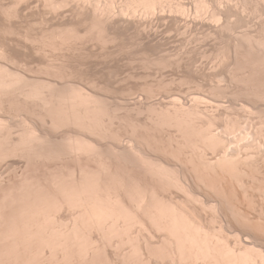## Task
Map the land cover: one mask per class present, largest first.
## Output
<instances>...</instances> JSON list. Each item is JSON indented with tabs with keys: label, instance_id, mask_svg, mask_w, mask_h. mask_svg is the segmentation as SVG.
Returning a JSON list of instances; mask_svg holds the SVG:
<instances>
[{
	"label": "bare ground",
	"instance_id": "obj_1",
	"mask_svg": "<svg viewBox=\"0 0 264 264\" xmlns=\"http://www.w3.org/2000/svg\"><path fill=\"white\" fill-rule=\"evenodd\" d=\"M3 1V0H2ZM16 1V2H15ZM13 1L15 4L17 2H22L24 3V7L21 8V10H19L18 12H15V10H13L14 12H10V11H6V8L4 9L5 15L3 18V16H1L3 14V10H2V14L0 15V28H4V30L6 31V36L1 37L0 36V57L7 60V62L13 63V64H17L19 66V64H25L27 65L28 62L27 60H29L30 62L33 63H37L39 60L41 61L43 59L42 56L40 55H44V53H46L45 51H43V49L45 50V47H41V48H32L30 46V42H24L20 43L21 40H17L15 38H12L11 36L14 34H17L18 31H16L17 33H15V30L17 27V24H19L20 26V19L22 16H26V18L28 17V15L31 14L35 11L40 12V14L42 16H44L45 20L50 22L51 24H54L56 27L55 31L57 30V34L52 36V39L50 41H54L57 40L56 42L54 41V43H50L49 45L52 46V48H54L55 53L56 51H59L61 53L60 59L58 64H61V66H67L71 61L72 57L71 54H76V52H83L86 57L89 59L92 58L90 56H93L94 58L92 62L88 61L89 59H86L83 61L84 62H88L89 64L87 66H84L85 64L82 63H78V67L76 65V69H79L80 67L82 68L83 66V70L79 69L81 71H84L83 73H81L82 75H84L85 77H87L90 80L93 81V83H89V81H86V84L91 87H95L94 92H96V88L99 89L97 91H102V89H105L106 86L108 87H113V84L110 86L108 85V80L111 78L109 77L108 79V73L109 72H113L112 69L116 66L119 65L118 60H113V56L115 54V52L119 49H121L122 47L120 46L121 41L123 40V43L127 44V41H130V45L128 46L129 51L130 48L133 49L134 51L137 52L138 55H142V56H150L152 53L155 54H159V52L161 53L160 50L157 45L153 46L152 42H156L159 41L161 38L163 40H166V42H170L172 40V42L178 38L181 42V45L179 46L180 49L176 48V50L178 51L177 53L171 54L172 52L169 51H165V48L170 49L169 47H162L164 48V55L167 56V58H170L169 60L172 62L170 63V65L173 64H177L181 61L180 57L184 58L183 55L186 53V51L184 50V47H188L190 44V41L192 38H190V35L188 34H192L190 33L191 31H193V29L196 30L197 33V29L200 31L202 30L203 32H207L205 35L207 36H211L213 38L219 39L221 40L222 37H224L223 35H229L228 37L230 39H233V47H234V54H235V58L232 57L231 59H235V61H237L238 63L241 61H244L243 64H245L247 67L249 66L252 73H257L259 74L264 72V40L263 39H255L254 36L251 35L249 28H252V24H251V19L252 18H258V23L260 21H262L263 15H264V0H15ZM1 2V0H0ZM2 3V2H1ZM13 3V4H14ZM21 3V4H22ZM19 4V3H18ZM3 5V3H2ZM22 6V5H21ZM3 7V6H1ZM0 7V10L2 9ZM15 7V5H14ZM13 7V8H14ZM17 9L19 8L18 6H16ZM4 8V7H3ZM10 9V8H8ZM36 9V10H33ZM40 10V11H38ZM1 13V11H0ZM39 14V15H40ZM38 15V16H39ZM40 15V17H41ZM33 16V14H32ZM35 16V15H34ZM36 17V16H35ZM32 18V17H31ZM34 18V17H33ZM43 20V17H41ZM261 20H260V19ZM25 19V17L23 18ZM21 19V20H23ZM32 20V19H31ZM41 20V19H40ZM45 21V22H46ZM247 21V24H245V27L247 25H252V26H247L246 27V31L240 33V29H238L239 33H236L235 30L237 29V26L239 24L243 25V22L245 23ZM263 22V21H262ZM41 23V22H40ZM44 23V21H43ZM254 23V22H253ZM257 23V22H256ZM261 23V22H260ZM259 23V25H261ZM36 24V23H34ZM34 24L32 26H34ZM47 25V24H46ZM240 25V26H241ZM258 25V24H257ZM258 25V26H259ZM37 26V25H36ZM40 26V25H39ZM43 26V25H42ZM45 26V24H44ZM238 26V27H240ZM244 26V25H243ZM255 29H259L260 27L256 28V25L254 23ZM263 26V25H262ZM21 27H22V23H21ZM35 28V26H34ZM38 28V26H37ZM83 28H87L86 31H88L87 34L93 33V32H97V36H93L90 38H87L86 33H82ZM263 28V27H261ZM20 29V28H19ZM24 29V28H23ZM26 29V28H25ZM29 29V28H28ZM44 29V28H43ZM257 29V30H258ZM51 30V29H50ZM195 30L193 31V33L195 32ZM1 31V30H0ZM26 31V30H25ZM42 31V30H40ZM39 31V33H40ZM45 31V30H44ZM48 31V29H47ZM249 31V32H248ZM33 32V31H32ZM54 32V33H55ZM85 32V31H84ZM201 32V31H200ZM255 31H253L254 33ZM24 33V32H22ZM51 33V32H50ZM53 33V32H52ZM51 33V34H52ZM256 33V32H255ZM259 33V32H258ZM33 34V33H31ZM45 34V32H44ZM47 34V33H46ZM1 35V34H0ZM9 35V36H8ZM26 35V34H24ZM95 35V34H94ZM193 35V34H192ZM199 35V34H198ZM42 36V34H41ZM45 36V35H44ZM48 36V34H47ZM50 36V35H49ZM262 36V35H260ZM14 37V36H13ZM23 37V36H22ZM19 37V38H22ZM28 37V36H27ZM46 37V36H45ZM89 37V36H88ZM257 37V36H256ZM25 38V37H24ZM30 38V37H29ZM37 38V37H36ZM51 38V37H50ZM196 38V37H195ZM194 38V39H195ZM228 38V39H229ZM25 41H28L27 38H25ZM43 39V37H42ZM41 39V40H42ZM125 39H128L127 41H125ZM182 39V40H181ZM206 39V38H205ZM210 39V37H209ZM208 39V40H209ZM226 39V37H225ZM230 39L228 41H230ZM44 40V39H43ZM49 40V39H48ZM162 40V41H163ZM177 40V39H176ZM204 40V39H203ZM33 41V40H32ZM37 41V40H36ZM35 41V42H36ZM128 41V43H129ZM194 41V40H193ZM205 42L207 40H204ZM210 41V40H209ZM217 41V40H216ZM224 41V38H223ZM22 42V41H21ZM164 42V41H163ZM165 42V44H166ZM218 42V41H217ZM39 43V41L37 42ZM46 43V42H43ZM122 43V44H123ZM157 43V42H156ZM155 43V44H156ZM174 43H176L174 41ZM174 43H170L173 45ZM192 43V42H191ZM29 44V45H28ZM41 44V43H40ZM47 44V43H46ZM125 44V45H126ZM158 44V43H157ZM169 44V43H167ZM228 44V43H227ZM232 44V43H231ZM36 45V44H35ZM124 45V44H123ZM164 45V44H163ZM162 45V46H163ZM179 45V44H178ZM197 45V44H196ZM39 46V45H38ZM48 46V45H47ZM247 48V53H242L240 50L243 49V47ZM34 47H37L34 46ZM174 47V46H173ZM172 47V48H173ZM221 47V46H220ZM224 47V46H223ZM226 47V46H225ZM229 47H230V43H229ZM127 48V49H128ZM161 48V46H160ZM171 48V49H172ZM193 48V46H192ZM204 48V47H203ZM208 48V47H207ZM211 48V47H210ZM217 48V47H216ZM245 48V49H246ZM174 49V48H173ZM231 49V48H230ZM188 50V49H187ZM204 50V49H203ZM128 51V52H129ZM173 51V50H172ZM189 51V50H188ZM221 51V50H220ZM227 51V50H226ZM243 51V50H242ZM116 52V53H117ZM127 52V51H126ZM158 52V53H157ZM197 52V51H196ZM218 52V51H217ZM225 52V51H224ZM241 52V53H240ZM245 52V51H244ZM59 53V54H60ZM124 53V52H123ZM162 53V54H163ZM190 53V52H188ZM201 53V52H200ZM216 53V52H215ZM232 53V52H231ZM230 53V54H231ZM48 53H46L45 55L47 56ZM199 54V53H198ZM198 54H194L197 58L198 61L204 59H198ZM212 54V53H211ZM214 54V53H213ZM219 54L221 55V53L219 52ZM217 55L218 58L220 57V55ZM229 54V55H230ZM234 54L232 56H234ZM55 55V54H54ZM78 55V54H77ZM111 55V56H110ZM113 55V56H112ZM189 55V54H188ZM200 55V54H199ZM204 55V54H203ZM49 56V55H48ZM47 56V57H48ZM74 56V55H73ZM106 56H110V58H106ZM158 56V58H159ZM187 57V55H185ZM194 56V58H195ZM201 56V55H200ZM223 56V53H222ZM227 56V55H226ZM46 57V58H47ZM53 57V56H52ZM82 57V56H81ZM85 57V56H84ZM211 57V55H210ZM230 57V56H229ZM78 58V57H77ZM115 58V57H114ZM133 58V57H132ZM151 58V57H150ZM153 58V57H152ZM155 58V57H154ZM153 58V59H154ZM224 58V56H223ZM228 58V57H227ZM226 58V59H227ZM117 59V58H116ZM138 59V58H137ZM156 59V58H155ZM162 59V58H161ZM189 59V58H188ZM191 59V58H190ZM189 59V60H190ZM193 59V58H192ZM208 59V58H207ZM206 59V61H207ZM213 59V58H212ZM220 59H222L220 57ZM224 59V60H226ZM230 59V58H228ZM242 59V60H241ZM4 60V61H5ZM49 60V59H48ZM51 61H53V59H50ZM132 60V59H131ZM150 60V59H149ZM157 60V59H156ZM165 60V59H163ZM169 60L167 59L164 62H166V64L169 62ZM196 60V61H197ZM210 60V59H208ZM223 60V59H222ZM40 61L38 63H40ZM82 61V59H81ZM80 61V62H81ZM117 61V62H116ZM142 61V60H141ZM147 61V60H146ZM154 61V60H153ZM152 61V63L154 64V62ZM161 60H157V63L159 64ZM193 61V60H192ZM216 61V60H215ZM227 61V60H226ZM225 61V62H226ZM234 61V63L236 64V62ZM42 62V61H41ZM129 62V61H128ZM145 62V61H144ZM49 63V62H47ZM57 63V62H56ZM134 63V62H133ZM131 63V65L133 64ZM156 63V62H155ZM156 63V64H157ZM163 63V62H162ZM197 63V62H196ZM202 63V62H200ZM205 63V62H204ZM220 63V62H219ZM222 63V62H221ZM232 63V62H230ZM9 64V63H8ZM13 64L11 66H13ZM51 64V63H50ZM91 64V65H90ZM155 64V65H156ZM228 64V63H226ZM224 64V65H226ZM241 65L245 66V65ZM3 65V64H1ZM52 65V64H51ZM136 65V64H135ZM134 65V66H135ZM144 65V64H143ZM148 65V64H147ZM164 65V63H163ZM185 65V64H184ZM198 65V64H197ZM223 65V64H222ZM234 65V64H233ZM16 66V65H15ZM38 66V65H37ZM46 66V65H45ZM80 66V67H79ZM133 66V67H134ZM141 66V65H140ZM179 66V65H178ZM202 66V65H200ZM219 66V65H218ZM232 66V65H231ZM52 67V66H51ZM87 67V69L85 68ZM150 67V66H149ZM154 67V66H153ZM152 67V68H153ZM174 67V66H173ZM180 67V66H179ZM196 67V66H195ZM199 68V66H197ZM215 67V66H214ZM213 67V68H214ZM220 67V66H219ZM235 67V66H234ZM29 68V67H27ZM66 68V67H65ZM119 68V67H118ZM142 68V67H141ZM183 68V67H182ZM203 68V67H202ZM216 68H218L216 66ZM223 68H225L223 66ZM222 68V69H223ZM229 68V67H228ZM260 71L257 72L256 70ZM13 69V68H11ZM10 69V70H11ZM16 69V68H15ZM19 69V68H18ZM40 69V68H39ZM48 69V68H47ZM51 70V68H49ZM69 70H62L57 67L53 68V71H56L55 73L58 76L61 75H69L70 77H75L76 74H78L77 70L75 69H71L68 68ZM86 69V71H85ZM139 69V68H138ZM155 69V68H154ZM165 69V67H164ZM193 69V68H192ZM220 69V68H219ZM226 69V68H225ZM233 69V68H232ZM240 69V68H239ZM261 69L262 72H261ZM114 70V69H113ZM116 72L117 69L115 68ZM119 70V69H118ZM122 69H120L121 71ZM136 70V69H135ZM134 70V71H135ZM187 70V69H186ZM200 70V68H199ZM212 70V68H211ZM214 70V69H213ZM217 70V69H216ZM215 70V71H216ZM231 70V69H229ZM245 70V69H244ZM16 71V70H15ZM53 71L52 74H53ZM66 71V72H65ZM150 71V70H149ZM162 71V70H161ZM191 71V70H190ZM215 71H213V73H216ZM224 71V70H223ZM228 71V70H225ZM237 71V69H236ZM242 71V70H241ZM136 72V71H135ZM141 72V71H140ZM164 72V71H163ZM178 72V71H177ZM209 72V71H208ZM249 72V71H248ZM29 73V72H28ZM35 73V72H34ZM54 73V74H55ZM132 73V72H131ZM146 73V72H145ZM196 73V72H195ZM205 73V72H204ZM211 73V71H210ZM51 74V73H50ZM116 74V73H115ZM114 74V75H115ZM157 74V73H156ZM207 74V73H206ZM224 74V73H223ZM226 74V73H225ZM238 74V73H236ZM235 74V75H236ZM240 74V73H239ZM247 74V73H246ZM249 74H251L249 72ZM264 75V73H262ZM261 74V76H262ZM14 75L16 76L17 74L12 73L11 71L8 70V67L6 69V67H0V95H3L6 91L10 90L12 91V88L14 90L16 87L15 85V78L12 79L14 77ZM27 75V74H26ZM29 75V74H28ZM27 75V76H28ZM32 75V74H31ZM80 75V74H79ZM117 75V74H116ZM113 76V78L118 76ZM162 75V74H161ZM187 75V74H186ZM197 75V74H196ZM203 75V74H202ZM209 75V73H208ZM229 75V74H228ZM227 75V76H228ZM233 75V74H232ZM243 74H241L242 76ZM255 75V77H256ZM111 76V75H110ZM148 76V75H147ZM157 76V75H155ZM169 76V75H168ZM247 76V75H246ZM254 76V75H253ZM26 77V76H25ZM31 77V76H30ZM33 77V76H32ZM73 77V78H74ZM80 77V76H79ZM158 77V76H157ZM156 77V78H157ZM205 77V76H204ZM229 77V76H228ZM251 77V76H250ZM259 77V76H258ZM18 78V77H17ZM29 78V77H28ZM48 78V77H47ZM57 78V77H56ZM86 78V79H87ZM98 78L102 79V80H106V78L108 79L107 81H101L98 80ZM132 78V75H131ZM139 78V76H138ZM215 78V77H214ZM217 78V77H216ZM246 78V77H245ZM253 78V77H252ZM24 79V78H23ZM40 79V78H38ZM45 79V78H44ZM59 79V78H58ZM95 79V81L93 80ZM121 79V78H119ZM142 79V78H141ZM213 79V78H212ZM236 79V78H235ZM241 79V78H240ZM258 79V78H257ZM17 80H22V78H18ZM31 80V79H28ZM34 80V79H33ZM32 80V81H33ZM42 80V79H41ZM40 80V81H41ZM61 80V79H60ZM112 80V79H111ZM114 80V79H113ZM123 80V79H122ZM127 80V79H126ZM130 80V79H129ZM144 80V79H143ZM142 80V81H143ZM147 80V79H146ZM149 80V79H148ZM156 80V79H154ZM161 80V78L159 79ZM165 80V79H164ZM171 80V78H170ZM221 80V79H220ZM231 80V78H230ZM244 80V79H243ZM17 85H18V82ZM20 81V82H21ZM37 81V80H35ZM48 81V80H47ZM56 81V80H55ZM68 81V80H67ZM99 81V83H98ZM141 81V82H142ZM153 81V79H152ZM193 81V80H192ZM218 81V79H217ZM238 81V79H237ZM42 82V81H41ZM40 82V83H41ZM57 82V81H56ZM55 82V83H56ZM82 82V81H81ZM104 82L103 84H100ZM106 82V83H105ZM110 82V81H109ZM115 82V81H114ZM111 82V83H114ZM128 82V81H127ZM134 82V81H133ZM137 82V81H136ZM140 82V81H139ZM157 82V81H156ZM160 82V81H158ZM168 82V81H167ZM187 82V81H186ZM201 82V81H200ZM214 82V81H213ZM222 84L223 82L220 81ZM219 82V83H220ZM241 82V81H240ZM27 83V82H26ZM25 83V84H26ZM32 83V82H30ZM59 83V82H57ZM64 83V82H63ZM61 83V84H63ZM68 83V82H67ZM75 83V82H74ZM123 83V81H122ZM121 82H119V86L120 87L122 84ZM126 83V81H125ZM124 83V84H125ZM164 83V82H163ZM182 83V81H181ZM244 83V82H243ZM247 83V82H246ZM252 83V82H251ZM20 84V83H19ZM25 84H24V88L23 85L21 83V85L19 86L20 89H27V87L25 88ZM28 84V83H27ZM26 84V85H27ZM37 84V83H36ZM54 84V83H53ZM70 84V82L68 83ZM79 84V83H78ZM81 84V83H80ZM99 86H98V85ZM123 84V85H124ZM139 84V83H138ZM145 84V83H144ZM169 84V82H168ZM186 84V83H185ZM208 84V83H207ZM216 84V83H215ZM235 84V83H234ZM245 84V83H244ZM29 85V84H28ZM27 85V86H28ZM33 85V83H32ZM38 85V84H37ZM44 85H45V81H44ZM42 85V87L44 86ZM51 85V87L49 86ZM46 85L48 88H50L49 90H51L52 87V91H48L46 89V91H48L49 93H47V95H45L41 89V87L39 89H29L30 91L28 92V90H26V92H28L27 97L28 98H39L40 101L42 102L43 107L45 111H41L45 112L46 114V118L48 117L50 121V129L49 126L47 125V121L44 119V121L46 122L45 126V130L44 133L39 132L38 128H30V129H26L24 126H22L23 128L26 129V133L21 129L24 133L23 135L20 137L19 135H17V137H20V139L18 140V138H15L16 136L13 135H7L6 132V136L8 137H3L4 133L3 130H5L6 128L8 129V125H6L5 127H1L0 132L3 133V135H0V158L4 159V156H8L10 154H15L16 157L18 156L19 158V154L18 153H23L24 155L28 156L27 159H32L31 156H33V159H35L34 157L37 158H45L44 160H50L54 159L56 157H62V156H68V157H73V158H80L81 156H83L85 158V156H87L86 158L89 157V159L91 158H95L98 162H99V168L94 171L93 169H91V171H89L90 169L86 168V170L84 168H80L81 171L79 172V175L73 174V175H68V177H64L62 175L59 174H55L51 180H49L48 186H43L41 184V182H36L32 180H29L27 178H25V180L22 182L19 186H12L9 189L5 190L3 189L4 186L2 184V196L0 197V264H112L109 263L110 261V257L109 255H111L114 251L117 252V250L114 249H119L120 245H117L115 248L110 247V245H107V241H109L110 239L112 240V238L114 237H121L122 235H127L130 234L129 231H131L133 229V227L135 228L136 225H140L142 229H149L147 230L148 232L150 231V228L152 227L153 229L155 228V231L152 233L157 234L158 231H163L164 235L165 233L168 235L166 236H162L164 240H162L160 237V241L162 240L163 243H165L164 245H166V247L161 243L158 242L160 244H162L161 246H163L161 249V252L159 251V246H155L158 245L157 240H155L156 242H151L153 246H155L157 249L155 248H150V244L148 243V241H146V244L148 243L149 248L145 247L148 250H152L153 254L156 255L158 258H160L159 260H161L162 258L164 259V261H166L167 259L168 262L172 260V262L175 264V261L177 259V262L179 261V264H264V251L261 249H256L254 247H249L248 245L244 248H242V251L240 250H235L232 249L229 244H226V242H222L223 238L218 241V236L217 239L215 240L213 237H211V235L209 234V232L205 231L206 229L204 228V224L202 223V221L200 220V218L188 214V212H186V210H184L181 207L176 206V204L174 205L172 202L170 203L169 199L168 201L164 200L163 198H161V196L159 195L157 188L149 185L148 183H143L141 184V180L132 177L131 174H129L128 172H124V171H120V170H116L115 168L113 169L112 165L110 164L111 162H109V157L113 156L114 158H116V160L118 161L125 159V161H131L132 163H136V165L146 174L148 175V177L154 178L159 180V182L162 183L163 188L165 187H172V186H176L177 188L179 187V189H181V191H186L187 189L189 190V188L187 187L186 184H184L180 178V176H177L174 172L171 173V170L169 167L165 166L163 163L159 162V161H153L152 159H150L149 157H145L146 155H141L139 153H135L136 148H134L133 146H131V142H129L127 139H123V137H120V134H112V137L109 136V132L106 131V126L107 128L109 127V121L112 122L111 117L113 115V111L115 109L111 110L110 104L106 102L107 100V96L104 97L103 99H106L105 101L102 100L100 95H96L93 94V92H89L88 89H91L90 86L87 87L85 85V87H87L85 90L83 87H80V85L78 86H73L74 84L71 83V85L69 86V88H64V86H62L63 88H61L60 86V90L58 88V85L55 86L52 84ZM150 85V83H149ZM159 85V84H158ZM163 85V84H162ZM173 85V84H172ZM211 85V84H210ZM218 85V84H217ZM224 85V84H223ZM226 85V84H225ZM251 85V84H250ZM31 86V84H30ZM147 86V85H145ZM174 86V85H173ZM216 86V85H215ZM222 85H220L221 87ZM232 86V85H231ZM235 86V85H234ZM117 88V85L115 86ZM148 87V86H147ZM169 87V86H168ZM178 87V86H177ZM180 87V86H179ZM199 87V86H198ZM202 87V86H201ZM58 88V89H57ZM83 88V89H82ZM106 88V89H107ZM113 88V89H116ZM122 88V87H121ZM196 88V87H195ZM200 88V87H199ZM207 88V87H206ZM225 88V87H224ZM232 88V87H231ZM254 88V87H253ZM258 88V85H257ZM260 88V86H259ZM41 89V90H40ZM56 89V90H54ZM109 92L113 93L115 90L112 91V88L107 89ZM118 90V88L116 89ZM126 90V89H125ZM138 90V89H137ZM165 90V89H164ZM172 90V89H171ZM179 90V89H178ZM200 90V89H199ZM198 90V92H199ZM221 90V89H220ZM223 90V89H222ZM227 90V89H226ZM229 90V89H228ZM227 90V91H228ZM256 90V89H255ZM264 90V89H263ZM19 91V90H18ZM21 91V90H20ZM92 91V89H91ZM108 91H102L103 94H105L104 92L109 93ZM120 91V90H119ZM143 91V90H142ZM146 91V90H145ZM144 91V92H145ZM148 91V90H147ZM160 91V90H159ZM193 91V90H192ZM205 91V90H204ZM209 91V90H208ZM217 91V90H214ZM16 92V91H15ZM23 92V90H22ZM21 92V94H22ZM99 92V94H100ZM127 92V91H126ZM129 92V91H128ZM157 92V91H156ZM188 92V91H187ZM251 92V91H250ZM12 93V92H11ZM115 93V92H114ZM117 93V92H116ZM115 93V94H116ZM213 93V92H212ZM216 93V92H215ZM222 93V92H221ZM263 93V92H262ZM6 94V93H5ZM8 94V93H7ZM14 94V93H12ZM11 94V96H12ZM24 94V93H23ZM22 94V95H23ZM98 94V93H97ZM114 94V95H115ZM123 94V93H122ZM148 94V93H147ZM195 94V93H194ZM202 94V93H199ZM228 94V93H227ZM249 94V93H248ZM252 94V93H251ZM258 94V92L256 93ZM16 95V94H15ZM108 95V94H107ZM110 95V94H109ZM125 95V93H124ZM154 95V94H153ZM165 95V94H164ZM167 95V94H166ZM190 95V94H189ZM207 95V94H206ZM246 95V94H243ZM250 95V94H249ZM259 95V94H258ZM263 95V94H262ZM10 96V95H9ZM14 96V95H13ZM21 96V95H20ZM105 96V95H104ZM137 96V94H136ZM144 96V95H142ZM235 96V95H234ZM242 96V94H241ZM251 96V95H250ZM264 96V95H263ZM4 97V95H3ZM2 97V100H3ZM15 97V96H14ZM13 97V98H14ZM24 97V96H23ZM101 97V98H100ZM160 97V96H159ZM158 97V98H159ZM175 97V96H174ZM215 97V96H214ZM223 97V96H222ZM228 97V96H227ZM245 97V96H244ZM1 98V97H0ZM111 98V97H110ZM140 98V97H139ZM144 98V97H143ZM146 98V97H145ZM165 98V97H164ZM196 98V97H195ZM219 98V97H218ZM221 98V97H220ZM229 98V97H228ZM251 98V97H250ZM12 98H10L11 100ZM21 99V98H20ZM24 99V98H22ZM117 99V98H116ZM130 99V98H129ZM133 99V98H132ZM131 99V100H132ZM138 99V98H137ZM149 99V98H147ZM198 98H196L197 100ZM202 99V98H201ZM200 99V100H201ZM262 99V97H261ZM8 100V99H7ZM14 100V101H13ZM12 102H15V99H13ZM19 100V99H18ZM27 99H24V103L27 107L28 102L26 101ZM33 100V99H32ZM115 100V99H114ZM113 100V102H114ZM162 100V99H160ZM160 100L157 102H160ZM164 100V99H163ZM172 100V99H171ZM195 100V99H194ZM1 101V100H0ZM6 101V100H5ZM23 101V100H22ZM26 101V102H25ZM31 101V100H30ZM36 101V100H35ZM39 101V103H40ZM118 101V100H115ZM120 101V100H119ZM118 101V102H119ZM136 101V100H135ZM141 101V99H140ZM139 101V102H140ZM146 101V100H145ZM153 101V100H151ZM173 101V100H172ZM198 101V100H197ZM196 101V102H197ZM207 101V100H206ZM205 101V102H206ZM249 101V100H248ZM251 101V100H250ZM260 101V100H259ZM17 102V101H16ZM15 102V103H16ZM20 102V101H19ZM17 102V103H19ZM112 102V103H113ZM117 102V103H118ZM125 102L126 101L125 99ZM130 102V101H129ZM148 102V100H147ZM162 102V101H161ZM169 102V100H168ZM171 102V101H170ZM176 102V101H175ZM179 102V101H178ZM177 102V104H178ZM211 102V101H210ZM1 103V102H0ZM27 103V104H26ZM37 103V102H35ZM116 103V102H115ZM114 103V104H115ZM120 103V102H119ZM135 103V102H134ZM138 103V100H137ZM142 103V102H140ZM139 103V104H140ZM152 103V102H151ZM164 103V101H163ZM167 103V102H166ZM181 103V102H180ZM193 103V102H192ZM202 103V101H201ZM218 103V102H217ZM216 103V104H217ZM233 103V102H232ZM252 103V102H251ZM250 103V104H251ZM258 103V102H257ZM8 104V103H6ZM10 104V103H9ZM8 104V105H9ZM31 104V103H30ZM125 104V103H124ZM161 104V103H160ZM159 104V105H160ZM165 104V103H164ZM182 104V103H181ZM207 104V103H206ZM211 104V103H210ZM215 104V103H214ZM256 104V103H255ZM253 104V105H255ZM2 105V104H1ZM5 105V104H4ZM11 105V104H10ZM19 105V104H18ZM41 105V106H42ZM108 107H107V106ZM126 105H130V103H126ZM136 105V104H135ZM141 106H144L142 104H140ZM154 105V104H153ZM179 105V104H178ZM184 105V104H183ZM195 105V104H194ZM198 105V104H197ZM213 106V103L211 104ZM234 105V104H233ZM241 105V104H240ZM252 105V106H253ZM7 106V105H6ZM14 105H11V107ZM116 106V105H115ZM139 105H136V107ZM146 106V105H145ZM168 106V105H167ZM191 106V105H190ZM189 106V107H190ZM201 106V105H200ZM211 106V107H212ZM220 106V104H218V107ZM238 106V105H237ZM257 107V105H255ZM254 106V107H255ZM259 106V104H258ZM10 107V106H9ZM21 107V104H20ZM32 107H37L34 106L32 104ZM39 107V105H38ZM110 107V108H109ZM124 107V106H123ZM130 107L129 106V112H130ZM133 107V106H132ZM131 107V108H132ZM135 107V108H136ZM140 107V106H139ZM137 107V108H139ZM148 107V106H146ZM154 107V106H153ZM159 107V106H158ZM157 107V108H158ZM161 107V106H160ZM185 106H180V107H176L173 106L172 109L170 107L169 110L165 109L164 111H160L158 114L152 115L154 116L153 118H150L149 120L154 124L153 129L151 128V130L153 131L154 128L157 130L162 129L164 130L166 127H168L169 129H171V133L173 132V130L175 132H173V134H175L176 136L174 137L173 134H171L170 132V138L168 140V142H170V146L172 145L173 142L177 143L178 146L180 145L182 146H186L188 147V149L190 150L192 147L194 150H197L199 152V156H200V162L198 164H200V166L203 168V170H207V173H210L209 171H212L213 173H217L218 171H220L221 176L223 174L226 175H230L231 177H238V168L242 167L239 166L241 165L240 163H247L249 160L250 162H254V160L257 158H253V156H256L253 150H255V142L254 141H249L247 137L248 134H243L240 135V133L238 135L239 138L235 141L234 145L233 143L229 141V139L227 140L222 134L219 135L218 130L217 133H215V131L213 130L214 127L211 123H209V125L207 127L202 126H198V122L196 124L195 119H193L194 117L200 115V109L198 110L199 107H193L190 109L184 108ZM202 107V106H201ZM207 107V106H206ZM255 107V108H256ZM4 108V107H3ZM2 108V109H3ZM8 108V107H7ZM17 108L19 109V106H17ZM114 108V107H113ZM144 108V107H143ZM151 108V107H150ZM156 108V106H155ZM163 108V107H161ZM160 108V109H161ZM204 108V107H203ZM245 108V107H244ZM253 108V107H252ZM259 108V107H258ZM9 109V108H8ZM7 109V110H8ZM15 109V108H14ZM22 107L19 109L21 110ZM25 109V108H24ZM27 109V108H26ZM39 109V108H38ZM119 109V108H118ZM125 109V108H123ZM121 109V111L123 110ZM134 109V108H133ZM154 109V108H153ZM234 109V108H233ZM246 109H248L246 107ZM245 109V110H246ZM5 110V109H4ZM23 110V109H22ZM29 110V109H28ZM31 110V109H30ZM34 110V108H33ZM37 110V108H36ZM34 110V111H36ZM111 110V111H110ZM120 110V109H119ZM126 110V109H125ZM137 110V109H136ZM139 110V109H138ZM142 110V109H141ZM145 110V109H144ZM155 110V109H154ZM163 110V109H161ZM205 110V109H204ZM210 109H208L207 112ZM217 110V109H216ZM223 110V109H222ZM221 110V112H222ZM225 110V109H224ZM236 110V108L234 109V111ZM3 111V110H2ZM9 111V110H8ZM13 111V110H12ZM25 111V110H24ZM39 111V110H38ZM116 111V110H115ZM152 110L150 109L149 112H151ZM220 111V110H219ZM251 111V109H250ZM257 111V110H256ZM263 111V110H262ZM1 112V111H0ZM5 112V111H4ZM19 112V111H18ZM27 112V111H26ZM24 112V113H26ZM112 114H111V113ZM133 112V111H132ZM137 112H140L137 111ZM145 112V111H144ZM214 112V111H212ZM233 112V111H232ZM3 113V112H2ZM12 113V112H11ZM15 113V111H14ZM30 113V112H28ZM115 113V112H114ZM122 112H119L118 114H120ZM136 113V112H135ZM134 113V114H135ZM141 113V112H140ZM143 113V112H142ZM211 113V112H210ZM216 113H219L218 111ZM230 113V112H229ZM239 113V111H238ZM241 113V112H240ZM243 113V112H242ZM245 113V112H244ZM254 113V112H253ZM264 113V112H263ZM1 114V113H0ZM17 114V113H16ZM21 114V113H20ZM23 114V113H22ZM117 114V113H115ZM137 114V113H136ZM148 114V112H147ZM145 114V115H147ZM207 114V113H206ZM220 114V113H219ZM251 114V113H250ZM4 115V114H3ZM8 115V113H7ZM28 115V114H27ZM26 115V116H27ZM38 115V114H37ZM122 115V114H121ZM124 115V114H123ZM130 115V113H129ZM140 115V114H139ZM144 115V114H143ZM211 115V114H210ZM218 115V114H217ZM231 115V114H230ZM239 115V114H238ZM237 115V116H238ZM244 115V114H243ZM257 115V114H256ZM16 116V115H15ZM18 116V115H17ZM33 116V115H32ZM136 116V115H134ZM151 116V117H152ZM208 116V115H207ZM215 117V115H213ZM212 116V117H213ZM222 116V114H221ZM234 116V115H233ZM242 116V115H241ZM246 116V115H244ZM29 117V115H28ZM27 117V119H28ZM38 117V116H37ZM116 117L115 119L117 120V116H113ZM127 117V116H126ZM141 117V116H139ZM148 117V116H147ZM150 117V115H149ZM258 117V116H257ZM256 117V118H257ZM262 117V115L260 116ZM32 118V117H31ZM42 118V117H40ZM200 118V116H199ZM216 118V117H215ZM232 118V117H231ZM235 118V117H234ZM239 118V116H238ZM254 118V117H253ZM5 119V118H4ZM9 119V118H8ZM14 119V117H13ZM30 119V118H29ZM113 120H115L114 118H112ZM121 119V118H120ZM128 119V118H127ZM132 119V118H131ZM130 119V120H131ZM138 119V118H137ZM145 119V118H144ZM152 119V120H151ZM198 119V118H197ZM206 119V118H205ZM222 119V118H221ZM220 119V120H221ZM250 119V118H249ZM7 120V119H6ZM15 120V119H14ZM13 120V121H14ZM20 120V119H19ZM34 120V119H33ZM139 120V119H138ZM148 120V121H149ZM200 120V119H199ZM207 120V119H206ZM216 120V119H215ZM236 120V119H235ZM240 120V119H237ZM256 120V119H255ZM253 120V121H255ZM259 122H261V119L259 118ZM18 121V120H17ZM26 121V120H25ZM36 121V119H35ZM34 121V122H35ZM39 121V120H38ZM108 121V124L106 123ZM119 121V120H118ZM123 121V120H122ZM244 121V120H243ZM252 121V122H253ZM6 122V121H5ZM24 122V121H23ZM31 122V121H30ZM42 122V121H41ZM39 121V123H41ZM44 122V123H45ZM115 122V121H114ZM126 121H123V123ZM217 122V121H216ZM215 122V123H216ZM228 122V121H227ZM226 122V123H227ZM230 122V121H229ZM233 122V121H232ZM231 122V123H232ZM251 122V121H250ZM258 122V123H259ZM1 124H7V123H2ZM22 123V122H21ZM26 123V122H25ZM29 123V121H28ZM27 123V124H28ZM33 123V121H32ZM117 123V122H116ZM121 123V122H120ZM123 123L121 124V126H123ZM128 123V122H127ZM131 123V122H130ZM135 123V122H134ZM148 123V122H147ZM225 123V122H224ZM235 123V122H234ZM254 123V122H253ZM263 123V122H262ZM13 124V123H12ZM17 124V123H16ZM24 124V123H23ZM107 124V125H106ZM111 124V123H110ZM114 123L112 122V125ZM125 124V123H124ZM203 124V123H202ZM222 124V123H221ZM239 124V123H238ZM238 124L235 123L234 126H232V128L227 129L228 133L230 134V136L237 134L238 128L240 129V127H238ZM245 124V123H244ZM249 124V122H248ZM255 124V123H254ZM15 125V124H14ZM40 125V124H39ZM52 125V126H51ZM140 125V123H139ZM145 125V124H144ZM148 125V124H147ZM146 125V126H147ZM232 125V124H231ZM240 125V124H239ZM246 125V124H245ZM253 125V124H252ZM259 125V124H258ZM263 125V124H261ZM260 125V126H261ZM1 126V125H0ZM11 126V125H9ZM21 126V125H20ZM48 126V129L51 130V128H53V132L56 130H58V132L61 130H64L63 128H66L67 126L70 128V126H73L75 128H77L76 130H81L82 133L81 135L85 133L86 135L88 134H92V135H96V138H101L104 140H108V138L106 137V135L108 134L109 140H111L112 138L116 141L119 142L116 144L117 147H115L114 149L112 148V155L109 153L108 154H104V152L100 149V146L97 145L96 142L91 141L87 138H85L84 136H79L80 132L74 136V134L72 133L71 135H68L65 139H64V146L61 147H57L56 144V139H54L52 141L48 139V137L50 138L51 134H46V130ZM66 126V127H65ZM120 127V125H118ZM126 126V125H125ZM124 126V127H125ZM131 126V125H130ZM206 126V125H205ZM242 126V125H241ZM244 126V125H243ZM251 126V124H250ZM259 126V128H260ZM13 127V126H12ZM29 127V126H28ZM35 127V126H34ZM42 127V128H44ZM63 127V128H61ZM67 127V130H69ZM143 127V126H142ZM227 127V126H226ZM257 127V126H256ZM10 128V127H9ZM113 128V127H111ZM109 128V129H111ZM116 128V127H115ZM122 128V127H121ZM127 128V126L125 127ZM130 128V127H129ZM135 128V127H134ZM138 128V127H137ZM148 128V127H147ZM168 128L166 130H168ZM173 128V129H172ZM224 128V127H223ZM228 128V127H227ZM251 128V127H250ZM12 128L8 129V131H11ZM16 129V127H15ZM142 128H140L139 130H141ZM145 129V127H144ZM222 129V128H221ZM243 129V128H242ZM246 129V128H245ZM254 129V127H253ZM51 130V131H52ZM119 130V129H117ZM124 130V129H123ZM132 130V129H131ZM130 130V131H131ZM138 130V129H137ZM226 130V132H227ZM264 130V129H263ZM7 131V130H5ZM73 131V130H71ZM122 131V130H121ZM126 131V130H125ZM147 131V130H145ZM225 131V130H223ZM222 131V132H223ZM244 131V130H243ZM257 131V130H256ZM255 131V132H256ZM64 133V131H62ZM61 132V133H62ZM68 132V131H67ZM114 132V131H112ZM111 132V133H112ZM124 132V131H123ZM127 132V131H126ZM159 132V131H158ZM254 132V133H255ZM260 132V131H259ZM47 133H51V132H47ZM125 133V132H124ZM123 133V134H124ZM133 133V132H131ZM139 133V132H138ZM147 133V132H146ZM168 133V132H167ZM224 133V132H223ZM247 133V132H246ZM258 133V132H257ZM22 134V133H20ZM59 134V133H57ZM70 134V133H69ZM135 134V133H134ZM150 134V133H149ZM162 134V133H161ZM165 134V133H163ZM178 134V136H177ZM48 137H47V136ZM55 135V134H54ZM53 135V136H54ZM65 135V133L63 134V136ZM73 135V136H72ZM119 135V136H118ZM127 135V134H126ZM136 135V134H135ZM142 135V134H141ZM151 135V134H150ZM149 135V136H150ZM155 135V134H154ZM158 135V134H157ZM173 135V136H172ZM261 135V133L259 134ZM15 136L13 139H16V141L14 140L15 143L11 142L13 141L11 137ZM139 136V135H138ZM137 136V138H138ZM146 136V135H145ZM148 136V135H147ZM161 136V135H160ZM165 136V135H164ZM226 136V135H225ZM87 137V136H86ZM107 139H106V138ZM130 137V135H129ZM141 137V136H140ZM144 137V136H143ZM172 137L174 138V140L172 139ZM252 137V136H251ZM256 137V136H255ZM258 137V136H257ZM262 138V136H260ZM134 138V137H133ZM145 138V137H144ZM254 138V137H253ZM11 139V140H9ZM63 139V138H62ZM141 139V138H140ZM151 139V138H150ZM159 139V138H158ZM234 139V137H233ZM251 139V138H250ZM61 140V138H60ZM126 143L127 145H125L124 143ZM131 140V138H130ZM142 140V139H141ZM140 140V141H141ZM260 140V139H259ZM52 141V142H51ZM101 140V142H103ZM138 141V140H137ZM143 141V140H142ZM149 141V140H148ZM147 141V142H148ZM152 141V140H151ZM158 141V140H157ZM173 141V142H172ZM262 141H264L262 139ZM56 142V143H54ZM62 142V141H60ZM124 142V143H123ZM145 142V141H144ZM156 142V141H155ZM162 142V140H161ZM255 144H253V143ZM52 143V144H51ZM59 143V142H58ZM109 143V142H108ZM143 143V142H142ZM154 143V140H153ZM173 143V145L175 144ZM258 143V142H257ZM61 144V143H60ZM103 144V143H102ZM129 144V146H128ZM137 144V143H136ZM155 144V143H154ZM160 144V143H159ZM261 144V143H260ZM162 145H164V142L162 143ZM236 145V146H235ZM264 145V144H263ZM262 145V146H263ZM109 146V145H108ZM107 146V147H108ZM153 146V145H152ZM166 146V145H165ZM170 146H168L170 148ZM106 147V148H107ZM114 147V146H113ZM138 147V145H137ZM149 147V146H148ZM147 147V148H148ZM172 147V146H171ZM184 147H182V149H184ZM159 148V147H158ZM162 148H164L162 146ZM179 148V147H178ZM261 148V146H260ZM264 149V147H262ZM110 149V148H108ZM173 149V147L171 148ZM177 149V148H176ZM192 149V150H193ZM105 150V148L103 149ZM111 150V149H110ZM142 150V149H141ZM162 150V149H161ZM181 150V149H180ZM185 150V149H184ZM191 150V151H192ZM208 150H212V151H221L222 153H219L220 157L217 158V160L215 159V161H211L208 160L206 161L205 157L206 156V152ZM258 150V149H257ZM256 150V151H257ZM262 150V149H260ZM108 151V150H107ZM134 153H132V152ZM157 151V150H155ZM172 154H174V151L171 150ZM178 151V149H177ZM211 151V152H212ZM264 151V150H263ZM18 152V153H17ZM132 153L133 155L136 154V156H139L137 159L130 157L129 159V153ZM145 152V151H144ZM150 152V151H149ZM159 152V151H157ZM193 152V151H192ZM20 153V155H22ZM152 153V152H151ZM160 153V152H159ZM162 153V152H161ZM170 153V152H169ZM170 153V154H171ZM177 153V152H176ZM186 153V152H183ZM188 153V152H187ZM196 153V152H195ZM193 153V154H195ZM214 153V152H213ZM217 153V152H216ZM254 153V155H253ZM264 153V152H262ZM18 154V155H17ZM153 154V153H152ZM156 154V153H155ZM164 154V153H163ZM178 154V153H177ZM161 155V154H160ZM23 156V155H22ZM26 156H23L24 158H26ZM109 156V157H108ZM125 156H128L125 157ZM131 156V155H130ZM144 156V157H143ZM179 156V155H178ZM185 156V155H184ZM190 156V155H189ZM197 156V155H195ZM194 156V157H195ZM198 156V157H199ZM235 156V157H233ZM237 156V157H236ZM246 156V157H243ZM251 156V157H249ZM259 156V153H258ZM14 157V156H13ZM112 157V158H113ZM125 157V158H124ZM157 157V156H156ZM172 158V156H170ZM191 157V156H190ZM213 157V156H212ZM7 158V157H6ZM12 158V157H11ZM36 158V160H37ZM127 158V159H126ZM170 158V159H171ZM180 158V157H179ZM214 158V157H213ZM251 158V159H250ZM260 158V157H258ZM257 158V159H258ZM264 158V157H263ZM10 159V156H9ZM26 159V161H27ZM57 159V158H56ZM65 159V158H64ZM67 159V158H66ZM72 159V158H71ZM94 159V160H95ZM133 159H136V161H132ZM164 159V158H163ZM165 159H167L165 157ZM190 159V158H189ZM193 159V158H192ZM196 159V157H195ZM199 159V158H198ZM205 159V160H204ZM208 159V158H207ZM253 159V160H252ZM95 160V162H97ZM115 160V159H114ZM252 160V161H251ZM260 160V159H259ZM4 161V160H3ZM15 161V160H14ZM31 161V160H30ZM111 161V160H110ZM6 162V161H5ZM32 162V161H31ZM31 162L30 163L31 165ZM34 162V161H33ZM36 162V161H35ZM46 162V161H45ZM71 162V161H70ZM94 162V161H93ZM122 162V161H121ZM124 162V161H123ZM122 162V163H123ZM177 162V161H175ZM257 162V161H256ZM255 162V163H256ZM1 163V162H0ZM4 163V162H3ZM23 163V162H22ZM27 163V164H28ZM54 163V162H52ZM117 163V162H116ZM131 163V164H132ZM170 163V162H169ZM178 163V162H177ZM182 163V162H181ZM57 164V163H56ZM73 164V163H72ZM75 164V163H74ZM129 164V163H128ZM189 164V163H188ZM260 164V163H258ZM35 165V164H34ZM33 165V166H34ZM40 165V164H39ZM78 165V164H76ZM120 165V163H119ZM135 165V164H134ZM248 165V164H247ZM262 165V164H261ZM53 166V165H52ZM67 166V164H66ZM71 166V165H70ZM80 166V165H79ZM126 166V165H125ZM124 166V167H125ZM132 166V165H131ZM239 166V167H238ZM252 166V165H251ZM254 166V165H253ZM259 166V165H258ZM263 166V165H262ZM38 167V166H37ZM44 167V166H43ZM60 167V166H59ZM88 167V166H87ZM97 167V166H96ZM123 167V166H122ZM172 167V166H171ZM256 167V166H255ZM253 167V168H255ZM26 168V167H25ZM31 168V167H30ZM39 168V167H38ZM37 168V169H38ZM127 168V166H126ZM130 168V167H129ZM197 168L199 169V166H197ZM196 167H194V171H198ZM248 168V166H247ZM16 169V168H15ZM18 169V168H17ZM32 169V168H31ZM40 169V168H39ZM60 169V168H59ZM139 169V170H140ZM184 169V168H183ZM242 169V168H241ZM256 169V168H255ZM259 169V167H258ZM30 170V169H29ZM51 170V169H50ZM137 170V169H136ZM140 170V171H141ZM188 170V169H187ZM261 169H259L260 171ZM24 171V170H23ZM27 171V169H26ZM38 171V170H37ZM45 171V170H44ZM52 171V170H51ZM72 171V170H71ZM48 172V171H47ZM75 172V170H74ZM138 172V171H137ZM186 172V171H185ZM190 172V170H189ZM240 172V171H239ZM262 172V171H261ZM143 173V174H144ZM188 173V171H187ZM191 173V172H190ZM219 173V172H218ZM242 173V172H241ZM17 174V172H16ZM69 174V173H68ZM72 174V173H71ZM175 174V175H174ZM186 174V173H185ZM206 174V172H205ZM240 174V173H239ZM243 174V173H242ZM256 174V173H255ZM261 174V173H260ZM259 174V175H260ZM28 175V174H27ZM173 175L172 178H174V176L180 180H176L172 179L171 176ZM190 175V174H189ZM210 175V174H208ZM214 175V174H213ZM228 175V176H229ZM246 175V174H245ZM263 175V174H262ZM22 176V175H21ZM145 176V175H144ZM202 176V175H201ZM217 176V175H216ZM224 176V175H223ZM240 176V175H239ZM249 176V175H248ZM253 176V175H252ZM26 177V176H25ZM36 177V176H35ZM34 177V178H35ZM195 177V176H194ZM211 177V176H210ZM218 177V176H217ZM247 177V175H246ZM261 177V176H260ZM15 178V177H14ZM23 178V177H22ZM200 176L197 178L199 179ZM206 178V177H205ZM221 177H219L220 179ZM234 178V179H236ZM21 179V178H20ZM46 179V178H45ZM201 179V183H203L204 179ZM199 179V181H200ZM233 179V178H232ZM242 179V178H240ZM254 179V178H253ZM250 179L249 180H253ZM15 180V179H14ZM40 180V179H38ZM176 180V181H175ZM193 180V179H191ZM231 180V179H230ZM248 180V177H247ZM1 181V180H0ZM7 181H10L7 180ZM5 181V182H7ZM186 185L187 189L180 184L181 182ZM198 181V182H199ZM203 181V182H202ZM237 181V180H236ZM235 181V183H236ZM258 181V180H256ZM262 181V180H260ZM264 181V180H263ZM43 182V181H42ZM158 182V181H157ZM188 182V181H187ZM195 182V181H194ZM254 182V181H251ZM4 183V182H3ZM223 183L224 180H223ZM238 183V182H237ZM240 183V182H239ZM260 183V182H259ZM262 183V182H261ZM188 184V183H187ZM198 184V183H197ZM229 184V182H228ZM47 185V184H46ZM196 186L195 184H192ZM205 185V184H204ZM203 185V187H204ZM210 185V184H209ZM244 185V184H243ZM241 185V186H243ZM259 185V184H258ZM257 185V186H258ZM161 186V185H160ZM202 186V185H200ZM240 186V187H241ZM249 186V185H248ZM238 187V188H240ZM246 187V186H245ZM256 187V186H255ZM259 187V186H258ZM202 188V187H201ZM211 188V187H210ZM208 187V189H210ZM243 188V187H242ZM178 189V190H179ZM198 190V188H195V190ZM203 189V188H202ZM206 189V188H205ZM214 189V187H213ZM249 189V188H246ZM170 190V189H168ZM175 190V189H174ZM177 190V189H176ZM187 190V191H188ZM200 190V188H199ZM211 190V189H210ZM234 190V189H233ZM244 190V189H243ZM253 190V189H252ZM257 190V189H256ZM183 191V192H184ZM184 192L186 193V195L191 196L190 193L188 192ZM202 190H200L201 192ZM216 191V189H215ZM227 191V190H226ZM240 191V190H239ZM264 191V190H263ZM262 191V192H263ZM174 192V191H173ZM191 192V191H190ZM203 192V191H202ZM211 192V191H210ZM209 192V193H210ZM212 192L214 193V191L212 190ZM223 192V191H222ZM241 192V191H240ZM252 192V191H251ZM259 192V191H258ZM164 193V192H163ZM188 193V194H187ZM212 193V194H213ZM216 193V192H215ZM171 194V193H170ZM202 194V193H201ZM207 194V193H206ZM246 194V193H243ZM242 194V195H243ZM260 194V193H259ZM168 195V194H167ZM166 195V196H167ZM183 195V193L181 194ZM185 195V197H186ZM209 195V194H208ZM214 195V194H213ZM218 195V193H217ZM234 195V194H233ZM263 195V194H261ZM184 196V195H183ZM186 198H189V197ZM215 196V195H214ZM226 196V195H224ZM249 196V195H248ZM247 196V197H248ZM255 196V195H254ZM253 196V197H254ZM260 195H258L259 197ZM163 197V195H162ZM174 197V196H173ZM182 197V196H181ZM205 197V196H204ZM209 197V196H208ZM221 197V196H220ZM218 197V198H220ZM250 197V196H249ZM248 197V198H249ZM177 198V197H176ZM184 198V197H183ZM211 198V196L209 197ZM215 198H217V196H215ZM226 198V197H225ZM238 198V197H237ZM245 198V197H244ZM202 199V198H201ZM207 199V198H206ZM230 199V198H229ZM263 199V198H262ZM172 200V199H171ZM184 200V199H182ZM187 200V199H185ZM192 200V199H190ZM200 200V197H199ZM212 200V198H211ZM220 200H223L222 198ZM219 200V201H220ZM238 200V199H237ZM235 200V201H237ZM247 200V199H246ZM245 200V201H246ZM251 200V199H250ZM256 200V199H255ZM261 200V199H260ZM179 201V200H178ZM217 201V200H216ZM225 201V200H223ZM226 201H228L226 199ZM233 201V200H232ZM264 201V200H263ZM185 202V201H184ZM248 202V200H247ZM252 202V201H251ZM261 202V201H260ZM182 203V202H181ZM186 203V202H185ZM193 203H195L193 201ZM211 203V202H209ZM240 203V202H238ZM245 203V202H244ZM254 203V202H252ZM263 205V202H261ZM187 204V203H186ZM191 204V203H190ZM200 204V203H198ZM203 204V203H201ZM206 204V203H205ZM217 204V203H216ZM221 204V203H219ZM229 204V203H228ZM237 204V203H236ZM256 204V203H255ZM184 205V204H183ZM192 205V204H191ZM224 205V204H223ZM226 205V204H225ZM189 206V205H188ZM195 206V205H194ZM205 207V205H202ZM218 206V204H217ZM236 206V205H235ZM212 207V206H211ZM215 207V206H214ZM247 207V206H246ZM252 207V206H251ZM213 208V207H212ZM219 208V207H218ZM233 208V207H231ZM230 208V210H231ZM241 208V207H240ZM66 209L70 210H75L73 211L74 213L77 212V215L74 217H72L73 220V224H69L71 223L68 219V224L72 225L71 227L66 224V228L65 227V223H67L66 221H63L61 219V214L63 213V211ZM78 209V210H77ZM80 209V210H79ZM211 209V208H210ZM214 209V208H213ZM224 209V208H223ZM227 207H225L224 210H226ZM234 209V208H233ZM232 209V210H233ZM239 209V208H238ZM243 209V208H242ZM247 209V208H246ZM258 209V208H257ZM67 210V211H68ZM77 210V211H76ZM194 210V209H193ZM203 210H207L203 209ZM217 209L215 208V211ZM229 210V207H228ZM240 210V209H239ZM254 210V208L252 209ZM251 210V212H252ZM198 211V210H197ZM201 211V210H200ZM213 211V210H211ZM238 211V210H237ZM256 211V210H254ZM261 211V210H260ZM204 212V211H203ZM226 211H224L225 213ZM229 212V211H227ZM236 212V211H235ZM246 212V211H245ZM257 212V211H256ZM264 212V211H263ZM67 213V212H66ZM214 213V212H213ZM231 213V212H230ZM238 213V212H237ZM255 213V212H254ZM261 213V212H260ZM64 214V213H63ZM208 214V213H207ZM219 214V213H218ZM217 214V215H218ZM226 214V213H225ZM236 214V213H234ZM246 214V213H245ZM253 214V213H252ZM264 213H262L263 215ZM68 215V214H67ZM71 215V214H69ZM75 215V214H74ZM73 215V216H74ZM205 215V214H204ZM211 215V213H210ZM230 215V214H229ZM227 214V216H229ZM239 215V214H238ZM255 215V214H254ZM65 216V215H64ZM221 216V215H220ZM237 216V215H236ZM244 216V215H243ZM247 216V215H246ZM251 216V215H250ZM208 217V216H207ZM239 217L242 219V215ZM255 217V216H254ZM261 217V216H260ZM214 218V217H212ZM231 218V217H230ZM253 218V217H252ZM251 218V219H252ZM259 218V217H258ZM208 219V218H207ZM220 219V218H219ZM226 219V218H225ZM228 219V218H227ZM245 219V218H244ZM66 220V219H65ZM209 220V219H208ZM238 219H236L237 221ZM250 220V219H249ZM253 220V219H252ZM207 221V220H206ZM216 221V218H215ZM214 221V222H215ZM234 221V220H232ZM245 221V220H244ZM247 221V219H246ZM261 221V220H260ZM109 222V223H108ZM150 223V228L145 226V223ZM226 222V221H225ZM224 222V223H225ZM228 222V221H227ZM231 222V221H230ZM228 222V223H230ZM240 222V220H239ZM242 222V221H241ZM108 223V224H107ZM236 223V222H235ZM243 224H245L244 222H242ZM250 223V221L248 222ZM258 223V222H257ZM260 223V222H259ZM263 223V222H261ZM64 224V227H63ZM108 227H107V225ZM109 224H111L109 226ZM207 224V223H206ZM233 224V222H232ZM241 224V223H240ZM242 224V229H243V225ZM252 224V223H251ZM211 225V224H210ZM215 225V224H214ZM228 225V224H227ZM238 225V223L236 224ZM247 225V224H246ZM256 225V224H255ZM262 225V224H261ZM105 226V228H104ZM138 226V229L139 227ZM145 226V228H144ZM149 226V225H148ZM213 226V224H212ZM235 226V225H234ZM249 226V225H248ZM68 227V228H67ZM219 227V226H218ZM221 227V226H220ZM241 227V226H239ZM238 227V229H240ZM250 227V226H249ZM211 228V227H210ZM229 228V227H228ZM246 230V226L244 227ZM255 228V226H254ZM259 231H262L260 228H262L260 226V228H258V226L256 227ZM137 229V227H136ZM226 229V228H225ZM94 230H98L100 231V233L103 232V235L100 234V236H103V238H99V239H103L105 241V245L107 247H110L112 249H109L110 251L113 250V252H109L108 248L105 247V245H99V242L97 244V241H93V237L95 236L94 234H96V232H93ZM135 230V229H134ZM152 230V229H151ZM158 230V231H156ZM241 230V229H240ZM250 230V232H254V230L251 231V229H248V231ZM141 231V230H140ZM145 231V230H144ZM143 230L141 231L140 234H142V232H144ZM145 231V233L147 232ZM230 231V230H229ZM243 231V230H242ZM246 233H249V232ZM94 234H93V233ZM135 232V231H134ZM133 232V233H134ZM138 232V231H137ZM136 232V233H137ZM147 232V234H148ZM151 232V231H150ZM149 232V233H150ZM157 232V233H155ZM163 232H161L163 234ZM245 232V231H244ZM257 232V231H255ZM135 233V234H136ZM144 233V234H145ZM151 233V234H152ZM226 233V232H225ZM99 234V232H98ZM98 234L96 235V237L98 236ZM149 234V235H151ZM220 234V233H219ZM243 234V232H242ZM255 234V233H254ZM259 234V233H258ZM264 234V233H262ZM261 234V235H262ZM94 235V236H93ZM137 235V234H136ZM148 235V236H149ZM159 235V234H158ZM221 235V234H220ZM226 235V234H225ZM238 235V234H236ZM246 235V234H245ZM244 235V237H245ZM248 235V234H247ZM93 236V237H92ZM98 236V237H100ZM130 236V240L132 239V234L128 235ZM151 235V240L153 241L154 236ZM160 236V235H159ZM232 236V235H231ZM235 236V235H234ZM95 237V238H96ZM135 237V236H134ZM139 237V236H138ZM142 237V236H141ZM144 237V235H143ZM149 237V238H150ZM166 237V238H164ZM230 237V236H228ZM250 237V236H249ZM258 237V236H257ZM261 237V236H260ZM125 237L123 236V238H121L122 240ZM170 238L175 245H171L169 239ZM236 238V237H235ZM238 238V237H237ZM259 238V237H258ZM257 238V239H258ZM264 238V237H263ZM120 239V240H121ZM146 239V238H144ZM153 239V240H152ZM245 239V238H244ZM261 239V238H260ZM102 240V241H103ZM117 240H119L117 238ZM120 240L118 241L120 243ZM128 240V239H125ZM134 240V238L132 239V241ZM138 240V239H137ZM142 240V239H141ZM148 240V238H147ZM168 240V241H167ZM234 240V239H233ZM237 240V239H236ZM252 240V239H251ZM256 240V239H255ZM101 241V240H100ZM104 241L102 243H104ZM254 241V240H253ZM114 242V240H113ZM123 242V241H122ZM121 242V243H122ZM135 242V241H134ZM109 243H112L109 242ZM115 244L117 243L114 242ZM112 243V246L113 244ZM126 243V242H124ZM129 242H127L126 244H128ZM144 243V240H143ZM142 243V245H144ZM231 243V242H229ZM242 243V241H241ZM251 243V242H250ZM257 243V242H256ZM262 243V242H261ZM93 244L95 246H97L94 249L93 248ZM101 244V243H100ZM114 244V246H115ZM123 244V243H122ZM131 244V241L130 243ZM134 244V243H133ZM141 244V243H140ZM238 243H236L237 245ZM244 244V243H243ZM259 244V243H258ZM125 245V244H123ZM122 245V246H123ZM234 245V244H232ZM254 245V244H253ZM263 245V243L261 244ZM119 246V247H118ZM121 246V247H122ZM132 246V245H131ZM141 246V245H140ZM135 247V251H134V255H140L143 256V254L141 252H145L146 256L148 257L147 254H150V251H147L149 253H147L146 251H141V249H143L142 247ZM145 246V245H144ZM170 246H175V248H171ZM239 246V244H238ZM251 246V245H250ZM118 247V248H117ZM120 247V248H121ZM129 247V246H128ZM168 247V248H167ZM241 248V246H239ZM263 247V246H262ZM105 248L107 249L105 251ZM133 248V246H132ZM124 249V248H123ZM121 248V251L123 250ZM155 249V251H154ZM159 249V250H158ZM244 249V250H243ZM125 250V249H124ZM123 250V251H124ZM131 250V249H129ZM122 251V252H123ZM141 251V252H140ZM157 251V255L156 254ZM106 252L111 253L109 255L106 254ZM115 252V253H116ZM120 252V249L118 250V253ZM127 252V251H126ZM129 252V251H128ZM132 252V251H131ZM140 252V253H139ZM159 252V253H158ZM117 253V255H119ZM130 253V252H129ZM128 253V254H129ZM124 253L120 252V257L122 258V255ZM152 254V255H153ZM115 255V254H113ZM112 255V256H113ZM125 255V254H124ZM123 255V256H124ZM131 255V253H130ZM154 255L152 257H154ZM111 256V257H112ZM155 256V257H156ZM160 256V257H159ZM108 257L109 260L108 261ZM117 257V256H116ZM119 257V256H118ZM117 257V258H118ZM120 257L118 259H120ZM131 256L129 255H125L123 259L124 263H126L127 261H129ZM138 257V256H137ZM136 257V258H137ZM144 257V256H143ZM150 256V258H152ZM113 257V262L115 261V259ZM135 258V259H136ZM148 257V261L150 259ZM158 258H154L155 261L156 259L158 260ZM167 258V259H165ZM172 258V259H171ZM175 260H174V259ZM118 259H117V263H118ZM140 260H142L141 258L138 257V260H136L137 262ZM145 259V258H143ZM147 260V258L145 259V261ZM158 260V261H159ZM174 260V261H173ZM122 261V260H121ZM122 261V262H123ZM130 261H134L133 258L132 260L130 259ZM134 261V264H136L137 262ZM144 260H142L141 262H143ZM150 261L152 262L153 260L150 259ZM157 261V262H158ZM162 261V262H164ZM120 262V264L122 263ZM140 262V261H139ZM140 262V263H141ZM147 262V261H146ZM145 262V263H146ZM154 262V261H153ZM152 262V263H153ZM155 262V263H157ZM161 262V263H162ZM172 262H169V264H173ZM133 263V262H130ZM144 263V262H143ZM149 263V262H148ZM113 264H116L113 263ZM160 264V263H159Z\"/></svg>",
	"mask_w": 264,
	"mask_h": 264
},
{
	"label": "rangeland",
	"instance_id": "obj_2",
	"mask_svg": "<svg viewBox=\"0 0 264 264\" xmlns=\"http://www.w3.org/2000/svg\"><path fill=\"white\" fill-rule=\"evenodd\" d=\"M13 1H15V0H1V2L3 3V5H2V3L0 2V7L1 6H3V7H1L2 9L0 10L1 11V13H0V15L2 14V10H3V14L1 15V16H3V18H6V17H4V15H5V12H4V9L6 8V11H10L11 9V13L12 12H14L13 10H15V12H18L19 10H21V8L22 7H24V3H22V2H17L16 4L13 2ZM16 2V1H15ZM14 3V4H13ZM19 3V4H18ZM22 3V4H21ZM14 5H15V7H14ZM22 5V6H21ZM16 6H18L19 8L17 9V7ZM14 7V8H13ZM8 8H10V9H8ZM33 10H36V9H33ZM38 11H40V10H38ZM32 14H33V16H32ZM31 14V16H30V14L28 15V17L26 18V16H22L21 18H19L20 20V26H19V24H17V27H16V29H18V30H15V33H17L16 31H18V33L17 34H14V35H12L11 37L12 38H15V39H17L18 41L19 40H21L20 41V43H23L24 44V42H28L29 43V41H31L29 44H30V46L32 47V48H41V47H43L44 48V46H46L45 47V50L43 49V51H45L46 53H48L47 54V56L45 55L46 53H44V55L42 54V55H40V56H42L43 57V59L40 61V63H33V62H30L29 60H27V62H28V64L27 65H23V64H19V66L17 65V64H13V63H10V62H7V60H5V59H3V58H1L0 57V67H3V65H4V67H6V69H7V67H8V70L9 71H11L12 73H16L17 75L15 76L14 75V77L12 78V79H14L15 78V80L16 81H19V80H17L18 78H22V80L23 81H19L18 82V85H17V82L15 81V86L16 87H18V88H15L14 87V90H13V88H12V91H11V89L10 90H8V91H6L3 95H4V97H3V95H0V122H2V123H7V124H1L0 123V129H1V127H5L6 128V125H8L7 127H8V129H10V128H12L11 129V131H8V129L6 128L5 130H7V131H5V130H3V133L4 132H6L7 133V135L9 134V133H12L13 135H15V134H17V135H23V133L25 132H27L26 131V129L28 130V129H30L31 127L34 129V128H38V129H36V130H38L39 132H41L42 130V132L44 133V130H45V128L46 127H44L45 126V124H46V122L44 121V119L46 118V114H45V112H42L41 113V111L43 110V111H45L44 110V108H41V107H43V105H42V102L40 101V99L39 98H28L27 97V94H28V92L30 91L29 89H34V88H36V89H39L40 87H41V89H42V91H43V93L45 94V95H47V93H49L50 91H52V88H55V87H52L51 88V90H49L50 88H48L46 85H49V84H52V86L53 85H55V86H57L58 85V88H59V90H60V87L61 88H63L62 86H64L65 85V87L64 88H69V86L71 85V83L72 84H74L73 86H78V85H80V87H83L85 90H87L86 88L87 87H89L90 86V84L91 83H93V81L92 80H90L91 81V83H90V81H89V79L87 78V77H85L84 75H82L81 73H83L84 71H81V70H79V69H82L83 68V66H82V68L80 67L79 69H76V65L78 64V63H82L83 62V64H85V63H87V64H85L84 66H87L89 63L88 62H84L83 61V59L84 60H86V59H89V57L87 58L86 57V55L82 52H79L78 51V53L76 52V54H71V57H72V59L70 60L71 62L67 65V66H61V64H58V62H59V59H60V56H61V53L59 52V51H56V53H55V50H54V48H52V46H50L49 44L50 43H54V41L56 42L57 40H52V41H50L51 39H52V36L53 35H55V34H57V30H56V32L55 31H53V30H55L56 28V26L54 25V24H51L50 22H48V21H46L45 20V18H44V16H42L41 14H40V12H33ZM41 15V17H43V20H42V18L40 17V15ZM36 17H35V16ZM39 15V16H38ZM25 17V19H23ZM32 17V18H31ZM34 17V18H33ZM263 18H264V15H263ZM21 19H23V20H21ZM32 19V20H31ZM41 19V20H40ZM260 19V18H259ZM258 18H252L251 19V24L253 25H247V26H252V28H253V30L251 29V28H249V30H250V32L249 33H251V35L252 36H254V38L255 39H263L264 40V19L262 20V21H260L259 23L261 24V25H259V23H258ZM261 20V19H260ZM43 21H44V23H43ZM46 21V22H45ZM41 22V23H40ZM255 23V25H256V28L257 27H263V28H257V29H255V26H254V23ZM257 22V23H256ZM21 23H22V27H21ZM34 23H36V24H34ZM34 24V26H35V28H34V26H32ZM44 24H45V26H44ZM47 24V25H46ZM245 24H247V21L244 23L243 22V25H241V24H239L238 26H240V27H238L237 26V29L235 30V32L236 33H239V31H238V29H240V33L241 32H243V30L244 31H246L247 29H246V27H245ZM259 26H258V25ZM38 26V28H37V26ZM40 25V26H39ZM43 25V26H42ZM263 25V26H262ZM20 28V29H19ZM24 28V29H23ZM26 28V29H25ZM29 28V29H28ZM44 28V29H43ZM47 29H48V31H47ZM51 29V30H50ZM87 30V28H83L82 30H84V31H82V33H86V35H87V38H90V37H93V36H97V32H93V33H90V34H87L88 33V31H86ZM243 29V30H242ZM0 36L2 37L3 35L4 36H6V31L4 30V28H0ZM26 30V31H25ZM40 30H42V31H40ZM45 30V31H44ZM195 29H193V31H194ZM33 31V32H32ZM39 31H40V33H39ZM193 31H191L190 33H192V34H188V35H190V38H192L193 37V39H191V41H190V44H189V46L188 47H184V50L183 51H186V53L183 55V57L184 58H182V57H180V59L181 60H184V61H181V62H179L178 63V65L180 66H178L177 64H173V65H170V63H172L169 59L170 58H167V56L166 55H164V46H166V47H169L170 49H167V48H165V51H169L170 50V52H172L171 54H174V53H177L178 51V48L180 49V45H181V42H180V40L178 39V38H176L174 41L176 42V43H174V41L172 42V40L169 42H166V40H163L162 38L159 40V41H156L155 43L154 42H152V44H153V46H156L157 45V47L160 45L161 46V48H160V46L158 47L160 50H162L161 51V53L159 52V54H160V56L158 55V54H155V53H152L150 56H142V55H138L137 54V52L136 51H134L133 49H131L130 48V51H129V48H128V46L130 45V41L128 40V39H125V41H129V43H128V41H127V44H128V46H127V44L126 43H123V40L121 41V49H119L118 50V52L116 53L115 52V54H114V56H113V60H118V62H119V65H116L113 69H112V71L113 72H109L108 74V79H109V77H111L109 80L106 78V80H102L101 78L99 79L98 78V80H101V81H107L108 82V85H112L113 84V87H108L107 88V86L105 85V84H103L104 82H102V83H100V84H103V87H104V85L106 86V88L107 89H109V88H112V91L113 90H115L114 92L116 93H111V92H109L106 88L105 89H102V91L104 90V91H108L109 93H107V92H104L105 94H103V92L101 91H97V90H99V89H101V88H99V89H97L96 88V92L98 93H95L94 92V89L93 88H95V87H91L90 86V88L92 89V91H91V89H88V91L89 92H93V94H96V95H100L101 97V99L102 100H106V99H103L104 97H106L107 98V100H106V102L107 103H109L110 104V107H111V110L112 109H115L112 113H113V115H112V117H111V119L110 120H112V122L114 123L113 125H112V122L111 121H109V127L107 128V126H106V131H108L109 133V136L110 137H112V134L114 135V134H120V137H123V139L125 140V139H127L129 142H131V146H133L134 148H136V151L137 152H135V153H139V152H141V153H139V154H143V155H146L145 157H149L150 159H152L153 161H159V162H161V163H163L165 166H167V167H169L170 168V170H171V173L172 172H174L177 176H180V177H178V178H180L181 179V181H182V179H183V183L184 184H186L187 185V187L189 188V190L187 189V187H186V185H184L181 181V183L180 184H182L187 190V192L188 193H190V195L191 196H188V195H186V193H184V192H186V191H181V189H179V187L177 188L176 186H172V187H170V188H168V187H165V188H163V186H162V183L161 182H159V180H157V179H154V178H151V177H148V175H146L137 165H136V163H132L130 160L129 161H125V159H123V160H116V158H114L113 156H108L109 157V159L111 160H109V162H111L110 164L112 165V167H113V169L115 168V171L117 170H122V171H126V172H128L129 174H131V176L132 177H135V178H137V179H139V180H141V184H143V183H148L149 185H152V186H154V187H156L157 188V191H158V193H159V195L161 196V198H163L164 200H166V201H168V199H169V201H170V203L172 202H174L173 204L175 205L176 204V206H178V207H181V208H183L184 210H186V212H188V214H191V215H194V216H196V217H198V218H200V220L202 221V223L204 224V228L206 229L205 231H207V232H209V234L211 235V237H213L214 239L216 238L217 239V236H218V241L220 240V238L223 240L222 242L224 243V242H226V244H229V246L232 248V249H235L236 247H238V248H236L235 250H241L242 251V248H244V247H246L247 245L249 246V247H254V248H256V249H261V250H263L264 251V234H262V233H264V214L262 215V213H264L263 211H264V153H262V152H264L263 150V148L262 147H264V141H262V139L264 140V75L262 74V73H264V72H262V70L263 69H261V72L262 73H260L259 71H260V68H259V70H256L257 72H259V74L257 73V75H256V73L254 74V73H252V71H251V69H250V67L248 66H246L245 64H243V62L244 61H241V63L243 64V65H245V66H242L241 67V65L242 64H240V62L238 63L237 61H235V54H234V47H233V39H230L229 37V35H223L224 37H222V39L221 40H219V39H216V38H213V37H211V36H208V38H207V36L205 35L207 32H203L202 30H198L197 29V33H196V30H195V32L193 33ZM253 31H255L254 33H253ZM22 32H24V33H22ZM44 32H45V34H44ZM52 34H51V33ZM55 32V33H54ZM259 32V33H258ZM31 33H33V34H31ZM48 34V36H47V34ZM239 33V34H240ZM3 34V35H2ZM24 34H26V35H24ZM41 34H42V36H41ZM95 34V35H94ZM199 34V35H198ZM46 37H45V36ZM50 35V36H49ZM260 35H262V36H260ZM9 36V35H8ZM14 36V37H13ZM23 36V37H22ZM28 36V37H27ZM89 36V37H88ZM229 36V37H228ZM257 36V37H256ZM19 37H22V38H19ZM27 38L28 39V41H25L26 39L25 38ZM30 37V38H29ZM37 37V38H36ZM42 37H43V39H42ZM51 37V38H50ZM196 37V38H195ZM209 37H210V39H209ZM225 37H226V39H225ZM195 38V39H194ZM206 38V39H205ZM223 38H224V41H223ZM230 39V41H228L229 39ZM42 39V40H41ZM49 39V40H48ZM207 40L206 42L204 41V40ZM210 41H209V40ZM33 40V41H32ZM37 40V41H36ZM164 42H163V41ZM182 40V39H181ZM194 40V41H193ZM218 42H217V41ZM36 41V42H35ZM39 41V43H37ZM43 42H46V43H43ZM165 42H166V44H165ZM192 42V43H191ZM41 43V44H40ZM124 45H123V44ZM167 43H169V44H167ZM170 43H174L173 45L171 44V46H170ZM228 43V44H227ZM229 43H230V47H229ZM232 43V44H231ZM28 44V45H29ZM37 45V47H34V46H36ZM126 44V45H125ZM164 44V45H163ZM179 44V45H178ZM197 44V45H196ZM39 45V46H38ZM48 45V46H47ZM163 45V46H162ZM178 46V48H177V46ZM41 46V47H40ZM174 46V47H173ZM192 46H193V48H192ZM221 46V47H220ZM224 46V47H223ZM226 46V47H225ZM162 47H164V48H162ZM174 49H173V48ZM204 47V48H203ZM208 47V48H207ZM211 47V48H210ZM217 47V48H216ZM128 48V49H127ZM172 48V49H171ZM176 48H177V50H176ZM231 48V49H230ZM246 47L244 46L243 47V49H241L240 51L242 52V53H247V48L245 49ZM189 51H188V50ZM204 49V50H203ZM173 50V51H172ZM221 50V51H220ZM227 50V51H226ZM243 50V51H242ZM127 51V52H126ZM129 51V52H128ZM197 51V52H196ZM218 51V52H217ZM225 51V52H224ZM245 51V52H244ZM124 52V53H123ZM164 52V53H163ZM188 52H190V53H188ZM201 52V53H200ZM216 52V53H215ZM219 52L221 53V55L219 54ZM232 52V53H231ZM240 52V53H241ZM60 53V54H59ZM158 53V52H157ZM163 53V54H162ZM201 55H199V54ZM212 53V54H211ZM214 53V54H213ZM222 53H223V56H224V58H223V56H222ZM231 53V54H230ZM55 54V55H54ZM78 54V55H77ZM189 54V55H188ZM196 54H198V59H202V58H204V59H202V60H200V61H198L197 60V58H196V56L195 55ZM204 54V55H203ZM220 55V57L223 59H220V57L218 58V56L217 55ZM230 54V55H229ZM234 54V56H232ZM74 55V56H73ZM185 55H187V57L185 56ZM210 55H211V57H210ZM227 55V56H226ZM53 56V57H52ZM82 56V57H81ZM85 56V57H84ZM111 56V55H110ZM110 56H106V58H110ZM158 56H159V58H158ZM194 56H195V58H194ZM230 56V57H229ZM47 57V58H46ZM78 57V58H77ZM90 57H92V58H94L93 56H90ZM115 57V58H114ZM133 57V58H132ZM151 57V58H150ZM155 57L157 60H158V62H159V60H161L160 61V63L158 64L157 63V60L154 58ZM202 57V58H201ZM230 58V59H228V58ZM232 57H234L233 59H231ZM86 58V59H85ZM92 58H90L92 61H93V59ZM117 58V59H116ZM138 58V59H137ZM162 58V59H161ZM190 60H189V59ZM193 58V59H192ZM210 59V60H208V59ZM213 58V59H212ZM227 58V59H226ZM49 59V60H48ZM50 59H53V61H51ZM81 59H82V61H81ZM88 60V61H90V62H92L91 60ZM132 59V60H131ZM150 59V60H149ZM163 59H165L166 60V62H167V59L169 60V62L166 64V62H164L165 60H163ZM206 59H207V61H206ZM224 59H226V60H224ZM5 60V61H4ZM142 60V61H141ZM147 60V61H146ZM154 60V61H153ZM193 60V61H192ZM197 60V61H196ZM216 60V61H215ZM242 60V59H241ZM81 61V62H80ZM87 61V60H86ZM129 61V62H128ZM145 61V62H144ZM152 61L154 62V64L152 63ZM226 61V62H225ZM234 61L236 62V64L234 63ZM47 62H49V63H47ZM57 62V63H56ZM117 62V61H116ZM134 62V63H133ZM157 64H156V63ZM164 63V65H163V63ZM197 62V63H196ZM200 62H202V63H200ZM205 62V63H204ZM220 62V63H219ZM222 62V63H221ZM230 62H232V63H230ZM9 63V64H8ZM52 65H51V64ZM131 63H133L132 65H131ZM226 63H228V64H226ZM1 64H3V65H1ZM13 64V66H11ZM136 64V65H135ZM144 64V65H143ZM148 64V65H147ZM156 64V65H155ZM185 64V65H184ZM198 64V65H197ZM223 64V65H222ZM224 64H226V65H224ZM234 64V65H233ZM16 65V66H15ZM38 65V66H37ZM46 65V66H45ZM91 65V64H90ZM135 65V66H134ZM141 65V66H140ZM200 65H202V66H200ZM220 67H219V66ZM232 65V66H231ZM52 66V67H51ZM134 66V67H133ZM150 66V67H149ZM154 66V67H153ZM174 66V67H173ZM196 66V67H195ZM197 66H199V68H200V70H199V68L197 67ZM215 66V67H214ZM216 66L218 67V68H216ZM223 66L226 68H223ZM235 66V67H234ZM27 67H29V68H27ZM54 67H57V68H59L60 67V69L62 70V67H63V70L65 69H67V70H69L68 68H70L71 67V69L73 68V69H75V70H77V72H78V74H76V76L73 78V77H70L69 75H61V76H58L55 72L57 71H53V68ZM66 67V68H65ZM77 67H78V65H77ZM88 67V66H87ZM87 67H85L86 69H87ZM119 67V68H118ZM142 67V68H141ZM153 67V68H152ZM164 67H165V69H164ZM183 67V68H182ZM203 67V68H202ZM214 67V68H213ZM229 67V68H228ZM11 68H13V69H11ZM16 68V69H15ZM19 68V69H18ZM40 68V69H39ZM48 68V69H47ZM49 68H51V70L49 69ZM115 68L117 69V72H116V70H115ZM139 68V69H138ZM155 68V69H154ZM193 68V69H192ZM211 68H212V70H211ZM220 68V69H219ZM223 68V69H222ZM233 68V69H232ZM240 68V69H239ZM11 69V70H10ZM84 69V68H83ZM82 69V70H83ZM86 69H85V71H86ZM119 69V70H118ZM120 69H122L121 71H120ZM136 69V70H135ZM187 69V70H186ZM214 69V70H213ZM217 69V70H216ZM229 69H231V70H229ZM236 69H237V71H236ZM245 69V70H244ZM16 70V71H15ZM136 72H135V71ZM150 70V71H149ZM162 70V71H161ZM191 70V71H190ZM216 70V71H215ZM224 70V71H223ZM225 70H228V71H225ZM242 70V71H241ZM51 71H53V74H52V72ZM141 71V72H140ZM164 71V72H163ZM178 71V72H177ZM209 71V72H208ZM210 71H211V73H210ZM213 71H215L216 73H213ZM251 73V74H249V72ZM29 72V73H28ZM35 72V73H34ZM66 72V71H65ZM81 72V73H80ZM132 72V73H131ZM146 72V73H145ZM196 72V73H195ZM205 72V73H204ZM51 73V74H50ZM55 73V74H54ZM117 75H116V74ZM157 73V74H156ZM207 73V74H206ZM208 73H209V75H208ZM224 73V74H223ZM226 73V74H225ZM236 73H238V74H236ZM240 73V74H239ZM247 73V74H246ZM28 76H27V75ZM32 74V75H31ZM80 74V75H79ZM118 76V79H117V77H115V78H113V76ZM162 74V75H161ZM187 74V75H186ZM197 74V75H196ZM203 74V75H202ZM229 74V75H228ZM233 74V75H232ZM236 74V75H235ZM241 74H243L242 76H241ZM261 74H262V76H261ZM111 75V76H110ZM131 75H132V78H131ZM148 75V76H147ZM155 75H157V76H155ZM169 75V76H168ZM229 77H228V76ZM247 75V76H246ZM254 75V76H253ZM255 75H256V77H255ZM26 76V77H25ZM31 76V77H30ZM33 76V77H32ZM80 76V77H79ZM138 76H139V78H138ZM205 76V77H204ZM251 76V77H250ZM259 76V77H258ZM18 77V78H17ZM29 77V78H28ZM48 77V78H47ZM57 77V78H56ZM157 77V78H156ZM215 77V78H214ZM217 77V78H216ZM246 77V78H245ZM253 77V78H252ZM24 78V79H23ZM38 78H40V79H38ZM45 78V79H44ZM59 78V79H58ZM87 78V79H86ZM119 78H121V79H119ZM142 78V79H141ZM161 78V80H159ZM170 78H171V80H170ZM213 78V79H212ZM230 78H231V80H230ZM236 78V79H235ZM241 78V79H240ZM258 78V79H257ZM28 79H31V80H28ZM34 79V80H33ZM42 79V80H41ZM61 79V80H60ZM112 79V80H111ZM114 79V80H113ZM123 79V80H122ZM127 79V80H126ZM130 79V80H129ZM144 79V80H143ZM147 79V80H146ZM149 79V80H148ZM152 79H153V81H152ZM154 79H156V80H154ZM165 79V80H164ZM217 79H218V81H217ZM221 79V80H220ZM237 79H238V81H237ZM244 79V80H243ZM33 80V81H32ZM35 80H37V81H35ZM42 82H41V81ZM48 80V81H47ZM57 82H59V83H57ZM68 80V81H67ZM89 81V86L86 84V81ZM94 81H95V79H93ZM143 80V81H142ZM193 80V81H192ZM44 81H45V85H44ZM82 81V82H81ZM87 81V82H88ZM110 81V82H109ZM115 81V82H114ZM122 81H123V83H122ZM125 81H126V83H125ZM128 81V82H127ZM134 81V82H133ZM137 81V82H136ZM140 81V82H139ZM142 81V82H141ZM157 81V82H156ZM158 81H160V82H158ZM169 82V84H168V82ZM181 81H182V83H181ZM187 81V82H186ZM201 81V82H200ZM214 81V82H213ZM220 81H222L223 82V84L220 82ZM241 81V82H240ZM29 84H27V83ZM30 82H32L33 83V85H32V83H30ZM41 82V83H40ZM56 82V83H55ZM64 82V83H63ZM70 82V84H68V83ZM75 82V83H74ZM111 82H114V83H111ZM119 82H121L122 84H120L121 86L120 87H118L119 86ZM164 82V83H163ZM220 82V83H219ZM245 84H244V83ZM247 82V83H246ZM252 82V83H251ZM20 83V84H19ZM21 83H22V85H23V88H24V84H25V88L27 87V89L26 90H28V92H26V90L25 89H23V88H21L20 89V85H21ZM38 85H37V84ZM54 83V84H53ZM61 83H63V84H61ZM79 83V84H78ZM81 83V84H80ZM98 83H99V81H98ZM106 83V82H105ZM125 83V84H124ZM139 83V84H138ZM145 83V84H144ZM149 83H150V85H149ZM186 83V84H185ZM208 83V84H207ZM216 83V84H215ZM235 83V84H234ZM30 84H31V86H30ZM124 84V85H123ZM159 84V85H158ZM163 84V85H162ZM174 86H173V85ZM211 84V85H210ZM218 84V85H217ZM226 84V85H225ZM251 84V85H250ZM21 85V86H22ZM42 85H44L43 87H42ZM85 85L87 86V87H85ZM98 85V84H97ZM110 85V86H111ZM117 85V88H118V90H116L117 88L115 87ZM145 85H147V86H145ZM216 85V86H215ZM220 85H222L221 87H220ZM232 85V86H231ZM235 85V86H234ZM257 85H258V88H257ZM50 87H51V85H49ZM60 86V87H59ZM99 86V85H98ZM169 86V87H168ZM178 86V87H177ZM180 86V87H179ZM200 88H199V87ZM202 86V87H201ZM259 86H260V88H259ZM79 87V86H78ZM122 87V88H121ZM196 87V88H195ZM207 87V88H206ZM225 87V88H224ZM232 87V88H231ZM254 87V88H253ZM48 88V89H47ZM57 88V89H58ZM82 88V89H83ZM113 88H116V89H113ZM40 89V90H41ZM46 89L49 91H46ZM126 89V90H125ZM138 89V90H137ZM165 89V90H164ZM172 89V90H171ZM179 89V90H178ZM200 89V90H199ZM221 89V90H220ZM223 89V90H222ZM228 91H227V90ZM256 89V90H255ZM19 90V91H18ZM21 90V91H20ZM22 90H23V92H22ZM54 90H56V89H54ZM120 90V91H119ZM143 90V91H142ZM146 90V91H145ZM148 90V91H147ZM160 90V91H159ZM193 90V91H192ZM198 90H199V92H198ZM205 90V91H204ZM209 90V91H208ZM214 90H217V91H214ZM16 91V92H15ZM127 91V92H126ZM129 91V92H128ZM145 91V92H144ZM157 91V92H156ZM188 91V92H187ZM251 91V92H250ZM14 93V94H12V93ZM21 92H22V94H21ZM27 94H26V93ZM99 92H100V94H99ZM213 92V93H212ZM216 92V93H215ZM222 92V93H221ZM258 92V94H256ZM263 92V93H262ZM8 93V94H7ZM123 93V94H122ZM124 93H125V95H124ZM148 93V94H147ZM195 93V94H194ZM199 93H202V94H199ZM228 93V94H227ZM251 95H249V94ZM252 93V94H251ZM11 94H12V96H11ZM16 94V95H15ZM108 94V95H107ZM110 94V95H109ZM115 94V95H114ZM136 94H137V96H136ZM154 94V95H153ZM165 94V95H164ZM167 94V95H166ZM190 94V95H189ZM207 94V95H206ZM241 94H242V96H241ZM243 94H246V95H243ZM263 94V95H262ZM10 95V96H9ZM15 97H14V96ZM21 95V96H20ZM105 95V96H104ZM142 95H144V96H142ZM235 95V96H234ZM24 96V97H23ZM160 96V97H159ZM175 96V97H174ZM215 96V97H214ZM223 96V97H222ZM229 98H228V97ZM245 96V97H244ZM2 97H3V100H2ZM14 97V98H13ZM111 97V98H110ZM140 97V98H139ZM144 97V98H143ZM146 97V98H145ZM159 97V98H158ZM165 97V98H164ZM198 98L197 100H196V98ZM219 97V98H218ZM221 97V98H220ZM251 97V98H250ZM261 97H262V99H261ZM10 98H12L11 100H10ZM21 98V99H20ZM22 98H24V99H27L26 101L28 102V104H27V107L26 106H24L25 105V103H24V99H22ZM117 98V99H116ZM130 98V99H129ZM133 98V99H132ZM138 98V99H137ZM147 98H149V99H147ZM202 98V99H201ZM8 99V100H7ZM13 99H15V102L17 101V102H19V103H15V102H12V100ZM19 99V100H18ZM33 99V100H32ZM120 100L119 102L118 101H115V100ZM125 99H126V101H128V102H125ZM132 99V100H131ZM140 99H141V101H140ZM160 99H162V100H160ZM164 99V100H163ZM173 101H172V100ZM195 99V100H194ZM201 99V100H200ZM6 100V101H5ZM23 100V101H22ZM31 100V101H30ZM36 100V101H35ZM113 100H114V102H113ZM136 100V101H135ZM137 100H138V103H137ZM146 100V101H145ZM147 100H148V102H147ZM151 100H153V101H151ZM157 100L159 101L160 100V102H157ZM168 100H169V102H168ZM207 100V101H206ZM249 100V101H248ZM251 100V101H250ZM260 100V101H259ZM14 101V100H13ZM25 101V102H26ZM39 101H40V103H39ZM130 101V102H129ZM142 102V103H140V102ZM162 101V102H161ZM163 101H164V103H163ZM171 101V102H170ZM176 101V102H175ZM179 101V102H178ZM197 101V102H196ZM201 101H202V103H201ZM206 101V102H205ZM211 101V102H210ZM35 102H37V103H35ZM113 102V103H112ZM116 102V103H115ZM118 102V103H117ZM135 102V103H134ZM152 102V103H151ZM167 102V103H166ZM177 102H178V104H177ZM182 104H181V103ZM193 102V103H192ZM218 102V103H217ZM233 102V103H232ZM252 102V103H251ZM258 102V103H257ZM6 103H10L11 105H14V106H12L11 107V105L9 104H6ZM31 103V104H30ZM115 103V104H114ZM125 103V104H124ZM126 103L128 104V103H130V105L129 106H133L132 108L130 107V112H129V106L128 105H126ZM142 104V105H144V106H141L140 104ZM161 103V104H160ZM207 103V104H206ZM213 103V106L211 105V104ZM215 103V104H214ZM217 103V104H216ZM251 103V104H250ZM256 103V104H255ZM2 104V105H1ZM5 104V105H4ZM19 104V105H18ZM20 104H21V107H22V109L21 110H19L21 107H20ZM32 104L34 105V106H36V104H37V107H32ZM139 105V106H137V107H139V108H137L136 107V105ZM154 104V105H153ZM160 104V105H159ZM184 104V105H183ZM195 104V105H194ZM198 104V105H197ZM218 104H220V106L218 107ZM234 104V105H233ZM241 104V105H240ZM253 104H255V105H257V107L255 106V105H253ZM258 104H259V106H258ZM7 105V106H6ZM38 105H39V107H38ZM42 105V106H41ZM116 105V106H115ZM148 106V107H146V106ZM168 105V106H167ZM176 105V107L178 106V107H180V106H185L184 108H187V109H190V108H193L194 106L196 107H199L198 108V110L200 111V115H198V116H196V117H194L193 119H195V122H196V124L198 123V122H200V123H198V126H204V127H207L208 125H209V123H211L212 125H213V127H214V131H215V133H217V131L216 130H218V133L217 134H219V135H223L227 140L229 139V141H230V143L232 142L233 143V145H234V143H235V141H237L236 140V138L238 139L239 138V136L240 135H243V134H248L247 135V137H249L248 138V140L250 141H254L255 143H253V144H255L256 146H255V150H253V152L254 153H257V154H255L256 156H253V158H258V157H260V158H256L255 160H254V162L252 163V162H250V160L247 162V163H240L241 165H239V166H242V167H239L238 168V174H237V178L236 177H231L229 174V176L228 175H226V174H223L222 176H221V174H220V171H218L217 173H213L212 171H209L210 173H207V170H203V168L200 166V164H198L200 161V156H199V152L197 151V150H194L192 147H189V148H191L190 150L188 149V147H184V146H182V147H184V149H182V147L179 145L178 146V144L177 143H175V142H173V143H175L174 145H173V143H172V147H173V149H171L172 147L169 145L170 144V142H168V141H170V140H168L170 137V135L171 134H173V132H175L174 130H173V132L171 133V129H169L168 127H166L164 130H162V129H159V130H157L156 131V129L154 128V130L152 131L151 130V128L153 129V126H154V124H152L153 123V121L151 122L149 119L150 118H153L154 116H152V115H155L156 116V114H158L160 111H164L165 109L167 110H169L170 108L172 109V107L173 106H175ZM191 105V106H190ZM202 107H201V106ZM238 105V106H237ZM253 105V106H252ZM10 106V107H9ZM17 106H19V109L17 108ZM107 106V105H106ZM124 106V107H123ZM154 106V107H153ZM155 106H156V108H155ZM159 106V107H158ZM163 107V108H161V107ZM190 106V107H189ZM207 106V107H206ZM212 106V107H211ZM256 108H255V107ZM4 107V108H3ZM9 109H8V108ZM108 107V106H107ZM109 107V108H110ZM114 107V108H113ZM128 107V108H127ZM136 107V108H135ZM144 107V108H143ZM151 107V108H150ZM158 107V108H157ZM167 107H170V108H167ZM194 107V108H195ZM196 107V108H197ZM204 107V108H203ZM245 107V108H244ZM246 107L248 108V109H246ZM253 107V108H252ZM259 107V108H258ZM3 108V109H2ZM15 108V109H14ZM25 108V109H24ZM27 108V109H26ZM33 108H34V110H36V108H37V110L36 111H34L33 110ZM39 108V109H38ZM120 110H119V109ZM123 108H125V109H123ZM134 108V109H133ZM155 110H154V109ZM163 109V110H161V109ZM236 108V110L234 111V109ZM5 109V110H4ZM9 111H8V110ZM29 109V110H28ZM31 109V110H30ZM121 109H123L122 111H121ZM137 109V110H136ZM140 110V112H137V111H139ZM142 109V110H141ZM145 109V110H144ZM150 109L152 110L151 112H149L150 111ZM205 109V110H204ZM208 109H210L209 111L211 112H207L208 111ZM217 109V110H216ZM223 109V110H222ZM225 109V110H224ZM246 109V110H245ZM250 109H251V111H250ZM3 110V111H2ZM13 110V111H12ZM25 110V111H24ZM39 110V111H38ZM110 110V111H111ZM220 110V111H219ZM221 110H222V112H221ZM257 110V111H256ZM263 110V111H262ZM5 111V112H4ZM14 111H15V113H14ZM19 111V112H18ZM27 111V112H26ZM133 111V112H132ZM145 111V112H144ZM212 111H214V112H212ZM219 112V113H216V112ZM233 111V112H232ZM238 111H239V113H238ZM3 112V113H2ZM12 112V113H11ZM24 112H26V113H24ZM28 112H30V113H28ZM117 113V114H115V113ZM119 112H122V113H120V114H118ZM137 114H136V113ZM143 112V113H142ZM147 112H148V114H147ZM230 112V113H229ZM241 112V113H240ZM243 112V113H242ZM245 112V113H244ZM254 112V113H253ZM7 113H8V115H7ZM17 113V114H16ZM21 113V114H20ZM23 113V114H22ZM111 113V112H110ZM111 113V114H112ZM129 113H130V115H129ZM135 113V114H134ZM156 113V114H155ZM207 113V114H206ZM251 113V114H250ZM4 114V115H3ZM29 115V117H28V115ZM38 114V115H37ZM122 114V115H121ZM124 114V115H123ZM140 114V115H139ZM144 114V115H143ZM145 114H147V115H145ZM211 114V115H210ZM218 114V115H217ZM221 114H222V116H221ZM231 114V115H230ZM239 114V115H238ZM246 115V116H244V115ZM257 114V115H256ZM16 115V116H15ZM18 115V116H17ZM27 115V116H26ZM33 115V116H32ZM117 116V120L115 119L116 117H113V116ZM134 115H136V116H134ZM149 115H150V117H149ZM208 115V116H207ZM213 115H215V117L213 116ZM234 115V116H233ZM239 116V118H238V116ZM242 115V116H241ZM262 115V117H260ZM38 116V117H37ZM127 116V117H126ZM139 116H141V117H139ZM148 116V117H147ZM152 116V117H151ZM199 116H200V118H199ZM213 116V117H212ZM258 116V117H257ZM13 117H14V119H13ZM27 117H28V119H27ZM32 117V118H31ZM40 117H42V118H40ZM232 117V118H231ZM235 117V118H234ZM254 117V118H253ZM257 117V118H256ZM5 118V119H4ZM9 118V119H8ZM30 118V119H29ZM112 118H114L115 120H113ZM121 118V119H120ZM128 118V119H127ZM132 118V119H131ZM139 120H138V119ZM145 118V119H144ZM198 118V119H197ZM207 120H206V119ZM222 118V119H221ZM250 118V119H249ZM259 118L261 119V122H259L260 120H259ZM7 119V120H6ZM20 119V120H19ZM34 119V120H33ZM35 119H36V121H35ZM131 119V120H130ZM200 119V120H199ZM216 119V120H215ZM221 119V120H220ZM236 119V120H235ZM237 119H240V120H237ZM256 119V120H255ZM14 120V121H13ZM18 120V121H17ZM26 120V121H25ZM41 122V123H39V121ZM46 121H47V125L49 126V129H50V122H51V120H49L48 119V117L45 119ZM119 120V121H118ZM126 121V122H124L123 123V121ZM149 120V121H148ZM152 120V119H151ZM244 120V121H243ZM253 120H255V121H253ZM6 121V122H5ZM24 121V122H23ZM28 121H29V123H28ZM31 121V122H30ZM32 121H33V123H32ZM35 121V122H34ZM48 121H50V122H48ZM115 121V122H114ZM217 121V122H216ZM228 121V122H227ZM230 121V122H229ZM233 121V122H232ZM251 121V122H250ZM255 123H253V122ZM22 122V123H21ZM26 122V123H25ZM45 122V123H44ZM117 122V123H116ZM121 122V123H120ZM128 122V123H127ZM131 122V123H130ZM135 122V123H134ZM148 122V123H147ZM216 122V123H215ZM225 122V123H224ZM227 122V123H226ZM232 122V123H231ZM236 124H238V127H240V129L238 128V131H237V134H234L233 136L231 135L230 136V134L228 133V130L227 129H229L230 130V128H232V126H234L235 125V123ZM248 122H249V124H248ZM259 122V123H258ZM263 122V123H262ZM13 123V124H12ZM17 123V124H16ZM24 123V124H23ZM28 123V124H27ZM107 124H108V121L106 122ZM111 123V124H110ZM123 123V126H121V124ZM139 123H140V125H139ZM203 123V124H202ZM222 123V124H221ZM246 125H245V124ZM15 124V125H14ZM40 124V125H39ZM106 124V125H107ZM145 124V125H144ZM148 124V125H147ZM201 124V125H200ZM208 124V125H207ZM232 124V125H231ZM250 124H251V126H250ZM253 124V125H252ZM259 124V125H258ZM261 124H263V125H261ZM9 125H11V126H9ZM21 125V126H20ZM44 125V126H43ZM118 125H120V127L118 126ZM127 126V128H125L126 126ZM131 125V126H130ZM147 125V126H146ZM206 125V126H205ZM242 125V126H241ZM244 125V126H243ZM261 125V126H260ZM13 126V127H12ZM22 126H24L25 128H23ZM29 126V127H28ZM35 126V127H34ZM48 126H47V129H48ZM52 126V125H51ZM125 126V127H124ZM143 126V127H142ZM228 128H227V127ZM257 126V127H256ZM259 126H260V128H259ZM10 127V128H9ZM15 127H16V129H15ZM42 127H44V128H42ZM66 127V126H65ZM68 127V126H67ZM67 127L66 128H63V127H61V128H63L64 130H61V129H59L60 131L58 132V130L56 131H54V133H52L53 132V128H51V130H46L45 132H46V134L48 135V134H51L50 136V138L48 137V139L49 140H51L52 139V141L54 140V139H56V142H57V144H56V146L57 147H61V146H64V144H65V142H64V139L68 136V135H71L72 133L74 134V136L75 135H77L81 130H76L77 128H75V127H73V126H70V128L68 127V129L69 130H67ZM111 127H113V128H111ZM116 127V128H115ZM122 127V128H121ZM130 127V128H129ZM135 127V128H134ZM138 127V128H137ZM144 127H145V129H144ZM148 127V128H147ZM219 127V128H218ZM224 127V128H223ZM251 127V128H250ZM253 127H254V129H253ZM19 128H23L22 130L24 131H22L21 129H19ZM109 128H111V129H109ZM140 128H142L141 130H139ZM168 128V130H166ZM218 128V129H217ZM222 128V129H221ZM243 128V129H242ZM246 128V129H245ZM41 131H40V130ZM117 129H119V130H117ZM124 129V130H123ZM132 129V130H131ZM138 129V130H137ZM173 129V128H172ZM71 130H73V131H71ZM122 130V131H121ZM127 132H126V131ZM131 130V131H130ZM145 130H147V131H145ZM223 130H225V131H223ZM226 130H227V132H226ZM241 130H242V132H241ZM244 130V131H243ZM257 130V131H256ZM62 131H64V133H65V135L63 136V132ZM68 131V132H67ZM112 131H114V132H112ZM125 133H124V132ZM159 131V132H158ZM224 133H223V132ZM241 133H240V132ZM256 131V132H255ZM260 131V132H259ZM41 132V133H42ZM47 132H51V133H47ZM62 132V133H61ZM112 132V133H111ZM131 132H133V133H131ZM139 132V133H138ZM147 132V133H146ZM168 132V133H167ZM171 134H170V133ZM240 133V135H238L239 133ZM247 132V133H246ZM255 132V133H254ZM258 132V133H257ZM3 133H1L0 132V135L2 136L3 135ZM6 133H4V136L3 137H5L6 136ZM20 133H22V134H20ZM57 133H59V134H57ZM70 133V134H69ZM81 133H82V131L80 132V134H79V136H84V134L83 135H81ZM124 133V134H123ZM136 135H135V134ZM151 135H150V134ZM162 133V134H161ZM163 133H165V134H163ZM261 133V135H259ZM12 134H9V135H12ZM55 134V135H54ZM108 134L106 135V137L108 138V140H104L103 141V139H101V138H96L95 136L96 135H92V134H87L86 135V133H85V138H87V139H89V140H91V141H94V142H96L97 143V145L98 146H100V149L104 152V154L106 153V154H108L109 155V153L112 151V148L114 149L115 147H117L116 146V144L118 143L119 144V142L118 141H116V143H115V141H113V140H115V138L112 140H109V137H108ZM127 134V135H126ZM142 134V135H141ZM155 134V135H154ZM158 134V135H157ZM17 135H15L14 137L15 138H18V140L20 139V137H17ZM54 135V136H53ZM129 135H130V137H129ZM139 135V136H138ZM146 135V136H145ZM148 135V136H147ZM150 135V136H149ZM161 135V136H160ZM165 135V136H164ZM174 135V137L176 136L175 134H173ZM172 135V136H173ZM226 135V136H225ZM73 136V135H72ZM87 136V137H86ZM115 136V135H114ZM119 136V135H118ZM137 136H138V138H137ZM141 136V137H140ZM145 138H144V137ZM177 136H178V134H177ZM252 136V137H251ZM256 136V137H255ZM258 136V137H257ZM260 136H262V138L260 137ZM6 137H8V136H6ZM11 137V136H10ZM13 137V136H12ZM11 137V138H12ZM13 137V138H14ZM105 137V138H106ZM134 137V138H133ZM233 137H234V139H233ZM254 137V138H253ZM9 138V137H8ZM12 138V140L13 141H11V142H13V143H15L14 142V140L16 141V139H13ZM54 138V139H53ZM60 138H61V140H60ZM63 138V139H62ZM106 138V139H107ZM130 138H131V140H130ZM143 140H141V139ZM151 138V139H150ZM159 138V139H158ZM251 138V139H250ZM172 139L174 140V138L172 137ZM260 139V140H259ZM9 140H11V139H9ZM17 140V141H18ZM101 140L103 141V142H101ZM126 140V141H127ZM138 140V141H137ZM141 140V141H140ZM149 140V141H148ZM152 140V141H151ZM153 140H154V143H153ZM158 140V141H157ZM161 140H162V142H161ZM235 140V141H234ZM16 141V142H17ZM51 141V142H52ZM55 141V140H54ZM60 141H62V142H60ZM128 141L127 142H123L125 145H127L126 143H128ZM145 141V142H144ZM148 141V142H147ZM156 141V142H155ZM250 141V142H251ZM56 142H54V143H56ZM109 142V143H108ZM143 142V143H142ZM164 142V145H162V143ZM258 142V143H257ZM61 143V144H60ZM103 143V144H102ZM137 143V144H136ZM160 143V144H159ZM261 143V144H260ZM52 144V143H51ZM109 145V146H108ZM119 145H121L122 146V144H119ZM137 145H138V147H137ZM153 145V146H152ZM166 145V146H165ZM263 145V146H262ZM108 146V147H107ZM114 146V147H113ZM128 146H129V144H128ZM149 146V147H148ZM162 146L164 147V148H162ZM168 146H170V148L168 147ZM236 146V145H235ZM260 146H261V148H260ZM107 147V148H106ZM148 147V148H147ZM159 147V148H158ZM179 147V148H178ZM105 148V150H103ZM108 148H110V149H108ZM118 148H119V146H118ZM178 149V151H177V149ZM142 149V150H141ZM162 149V150H161ZM181 149V150H180ZM193 149V150H192ZM258 149V150H257ZM260 149H262V150H260ZM108 150V151H107ZM155 150H157V151H159V152H157V151H155ZM171 150H173L174 151V154H172L171 152ZM193 152H192V151ZM257 150V151H256ZM145 151V152H144ZM150 151V152H149ZM212 150H208L207 152H206V156H204L205 157V159H206V161H208V160H210L211 159V161L213 160V161H215V159L217 160V158L218 157H220V155H219V153H222L221 151H212ZM113 152V151H112ZM112 152L110 153L111 155H112ZM132 152V151H131ZM153 154H152V153ZM162 152V153H161ZM171 154H170V153ZM178 154H177V153ZM183 152H186V153H183ZM188 152V153H187ZM196 152V153H195ZM214 152V153H213ZM217 152V153H216ZM219 152V153H218ZM18 153V152H17ZM21 153V152H20ZM20 153H18L19 154V158H18V156L16 157V153L15 154H13V156H12V154H10V155H8V156H4V159H2L3 158V156H2V158H0V197L2 196V191H3V189H5V190H7V189H9L10 187H12V186H19L20 184H21V181L23 182L24 180H25V178H27V179H29V180H32L33 179V181H36V182H41V184L43 185V186H48V183L47 182H49V180H51V178L55 175V174H59V175H62V176H64V177H68V175H73V174H76V173H78V174H76V175H79V172L81 171V169L82 168H84L85 170H86V168H88V169H90L89 171H91V169H93L94 171H96L100 166H99V162L95 159V158H91V159H89V157L88 158H86L87 156H85V158L83 157V156H81L80 158H73L72 156L71 157H68V156H62V157H56V158H54V159H51L50 158V160L48 159V160H44L45 158H41V160H40V158H37V157H34L35 159H33V156H31L32 157V159H27V157L28 156H26V155H24L23 153H21L23 156H26V158H24L22 155H20ZM132 153H134V152H132ZM130 154V152L128 153L129 155V159H130V157H131V159L132 158H135L136 157V159L139 157V156H136V154L135 155H133V154ZM156 153V154H155ZM164 153V154H163ZM193 153H195V154H193ZM254 153H253V155H254ZM258 153H259V156H258ZM17 154V155H18ZM161 154V155H160ZM131 155V156H130ZM179 155V156H178ZM185 155V156H184ZM191 157H190V156ZM195 155H197V156H195ZM9 156H10V159H9ZM128 156H125V157H127L128 158ZM157 156V157H156ZM170 156H172V158L170 157ZM196 157V159H195V157ZM199 156V157H198ZM214 158H213V157ZM218 156V157H217ZM7 157V158H6ZM12 157V158H11ZM113 157V158H112ZM124 157V158H125ZM144 157V156H143ZM165 157L167 158V159H165ZM180 157V158H179ZM233 157H235V156H233ZM237 157V156H236ZM243 157H246V156H243ZM249 157H251V156H249ZM36 158H37V160H36ZM65 158V159H64ZM67 158V159H66ZM72 158V159H71ZM126 158V159H127ZM164 158V159H163ZM171 158V159H170ZM190 158V159H189ZM193 158V159H192ZM199 158V159H198ZM208 158V159H207ZM221 158V157H220ZM26 159H27V161H26ZM97 161V162H95V160ZM115 159V160H114ZM136 159H133L132 161H136ZM204 159V160H205ZM219 159V158H218ZM251 159V158H250ZM260 159V160H259ZM4 160V161H3ZM15 160V161H14ZM253 160V159H252ZM251 160V161H252ZM6 161V162H5ZM34 161V162H33ZM36 161V162H35ZM46 161V162H45ZM71 161V162H70ZM94 161V162H93ZM123 163H122V162ZM175 161H177V162H175ZM212 161V162H213ZM257 161V162H256ZM4 162V163H3ZM23 162V163H22ZM28 162H31V165H30V163H28ZM52 162H54V163H52ZM117 162V163H116ZM170 162V163H169ZM182 162V163H181ZM256 162V163H255ZM28 163V164H27ZM57 163V164H56ZM73 163V164H72ZM75 163V164H74ZM119 163H120V165H119ZM129 163V164H128ZM132 163V164H131ZM189 163V164H188ZM258 163H260V164H258ZM35 164V165H34ZM40 164V165H39ZM66 164H67V166H66ZM76 164H78V165H76ZM135 164V165H134ZM248 164V165H247ZM263 166H262V165ZM34 165V166H33ZM53 165V166H52ZM71 165V166H70ZM80 165V166H79ZM127 166V168H126V166ZM132 165V166H131ZM252 165V166H251ZM254 165V166H253ZM259 165V166H258ZM40 168H38V167ZM44 166V167H43ZM60 166V167H59ZM88 166V167H87ZM97 166V167H96ZM123 166V167H122ZM125 166V167H124ZM172 166V167H171ZM197 166H199V169L197 168ZM247 166H248V168H247ZM256 166V167H255ZM26 167V168H25ZM32 169H31V168ZM130 167V168H129ZM194 167H196L197 169H198V171H194ZM253 167H255V168H253ZM258 167H259V169H261L260 171H259V169H258ZM16 168V169H15ZM18 168V169H17ZM38 168V169H37ZM60 168V169H59ZM81 168V169H80ZM184 168V169H183ZM242 168V169H241ZM26 169H27V171H26ZM30 169V170H29ZM52 171H51V170ZM96 169V170H95ZM137 169V170H136ZM141 171H140V170ZM188 169V170H187ZM24 170V171H23ZM38 170V171H37ZM45 170V171H44ZM72 170V171H71ZM74 170H75V172H74ZM80 170V171H79ZM83 170V169H82ZM189 170H190V172H189ZM48 171V172H47ZM121 171V172H122ZM138 171V172H137ZM186 171V172H185ZM187 171H188V173H187ZM240 171V172H239ZM262 171V172H261ZM16 172H17V174H16ZM205 172H206V174H205ZM243 174H242V173ZM69 173V174H68ZM72 173V174H71ZM144 173V174H143ZM186 173V174H185ZM240 173V174H239ZM256 173V174H255ZM261 173V174H260ZM28 174V175H27ZM53 176H52V175ZM174 174V175H175ZM190 174V175H189ZM208 174H210V175H208ZM214 174V175H213ZM247 175V177H248V180H247V177H246V175ZM260 174V175H259ZM263 174V175H262ZM22 175V176H21ZM145 175V176H144ZM202 175V176H201ZM218 177H217V176ZM240 175V176H239ZM249 175V176H248ZM253 175V176H252ZM26 176V177H25ZM36 176V177H35ZM176 176V177H177ZM195 176V177H194ZM200 176V178L202 177V180L204 181H202L203 183H201V179H200V181H199V179H197L198 177ZM211 176V177H210ZM261 176V177H260ZM15 177V178H14ZM23 177V178H22ZM35 177V178H34ZM173 177V175L171 176V178ZM175 176H174V178H172V179H175L176 178ZM206 177V178H205ZM219 177H221L220 179H219ZM21 178V179H20ZM46 178V179H45ZM178 178H176V180L178 179ZM233 178V179H232ZM234 178H236V179H234ZM240 178H242V179H240ZM249 178L250 179H253V180H249ZM10 179V181H7V180H9ZM15 179V180H14ZM38 179H40V180H38ZM49 179V180H48ZM180 179H178V180H180ZM191 179H193V180H191ZM231 179V180H230ZM175 180V181H176ZM223 180H224V182L225 183H223ZM237 180V181H236ZM256 180H258V181H256ZM260 180H262V181H260ZM5 181H7V182H5ZM43 181V182H42ZM158 181V182H157ZM188 181V182H187ZM195 181V182H194ZM199 181V182H198ZM235 181H236V183H235ZM251 181H254V182H251ZM4 182V183H3ZM143 182V183H142ZM228 182H229V184H228ZM238 182V183H237ZM240 182V183H239ZM260 182V183H259ZM262 182V183H261ZM188 183V184H187ZM196 183V186L195 185H192V184H195ZM198 183V184H197ZM2 184H3V186H4V188L2 189L1 187H2ZM47 184V185H46ZM205 184V185H204ZM210 184V185H209ZM244 184V185H243ZM259 184V185H258ZM161 185V186H160ZM200 185H202V186H200ZM203 185H204V187H203ZM241 185H243V186H241ZM249 185V186H248ZM259 187H258V186ZM241 186V187H240ZM246 186V187H245ZM256 186V187H255ZM203 189H202V188ZM208 187L211 189H208ZM213 187H214V189H213ZM238 187H240V188H238ZM243 187V188H242ZM195 188H198V190L196 189L195 190ZM199 188H200V190H202L201 192H200V190H199ZM206 188V189H205ZM246 188H249V189H246ZM168 189H170V190H168ZM175 189V190H174ZM177 189V190H176ZM179 189V190H178ZM215 189H216V191H215ZM234 189V190H233ZM244 189V190H243ZM253 189V190H252ZM257 189V190H256ZM4 190V191H5ZM212 190L214 191V193L212 192ZM227 190V191H226ZM241 192H240V191ZM3 191V192H4ZM174 191V192H173ZM191 191V192H190ZM211 191V192H210ZM223 191V192H222ZM252 191V192H251ZM259 191V192H258ZM263 191V192H262ZM164 192V193H163ZM210 192V193H209ZM216 192V193H215ZM171 193V194H170ZM183 193V195H181ZM187 193V194H188ZM202 193V194H201ZM207 193V194H206ZM215 195V196H217V198H215V196L213 195V194ZM217 193H218V195H217ZM243 193H246V194H243ZM260 193V194H259ZM168 194V195H167ZM209 194V195H208ZM234 194V195H233ZM243 194V195H242ZM261 194H263V195H261ZM162 195H163V197H162ZM167 195V196H166ZM185 195H186V197L188 196L189 198H186L185 197ZM224 195H226V196H224ZM250 197H249V196ZM255 195V196H254ZM258 195H260L259 197H258ZM174 196V197H173ZM182 196V197H181ZM205 196V197H204ZM211 196V198H212V200H211V198H209V197ZM221 196V197H220ZM249 198H248V197ZM254 196V197H253ZM177 197V198H176ZM184 197V198H183ZM199 197H200V200H199ZM218 197H220V198H218ZM226 197V198H225ZM238 197V198H237ZM245 197V198H244ZM202 198V199H201ZM207 198V199H206ZM223 199V200H225V201H223V200H220V199ZM230 198V199H229ZM263 198V199H262ZM172 199V200H171ZM182 199H184V200H182ZM185 199H187V200H185ZM190 199H192V200H190ZM226 199L228 200V201H226ZM238 199V200H237ZM248 200V202H247V200ZM251 199V200H250ZM256 199V200H255ZM261 199V200H260ZM179 200V201H178ZM217 200V201H216ZM220 200V201H219ZM233 200V201H232ZM235 200H237V201H235ZM246 200V201H245ZM187 203H185V202ZM193 201L195 202V203H193ZM254 202V203H252V202ZM263 202V205H262V203L261 202ZM182 202V203H181ZM209 202H211V203H209ZM238 202H240V203H238ZM245 202V203H244ZM192 205H191V204ZM198 203H200V204H198ZM201 203H203V204H201ZM206 203V204H205ZM218 204V206H217V204ZM219 203H221V204H219ZM229 203V204H228ZM237 203V204H236ZM256 203V204H255ZM184 204V205H183ZM224 204V205H223ZM226 204V205H225ZM189 205V206H188ZM195 205V206H194ZM202 205H205V207L204 206H202ZM236 205V206H235ZM214 208H212V207ZM215 206V207H214ZM247 206V207H246ZM252 206V207H251ZM219 207V208H218ZM225 207H227V209L226 210H224L225 209ZM228 207H229V210H228ZM231 207H233V208H231ZM241 207V208H240ZM207 208V210H203V209H206ZM211 208V209H210ZM215 208L217 209L216 211H215ZM224 208V209H223ZM230 208H231V210H230ZM240 210H239V209ZM243 208V209H242ZM247 208V209H246ZM254 208V210H256V211H254V210H252ZM258 208V209H257ZM194 209V210H193ZM233 209V210H232ZM68 209H66V211L64 210L63 211V213L61 214V218H64V219H61V220H63V221H68V219H70V217L72 216V217H74L75 218V216L77 215V212H79V211H77V212H73V211H75V210H68ZM80 210V209H79ZM198 210V211H197ZM201 210V211H200ZM211 210H213V211H211ZM238 210V211H237ZM251 210H252V212H251ZM261 210V211H260ZM204 211V212H203ZM224 211H226L225 213H224ZM227 211H229V212H227ZM236 211V212H235ZM246 211V212H245ZM67 212V213H66ZM214 212V213H213ZM231 212V213H230ZM238 212V213H237ZM255 212V213H254ZM261 212V213H260ZM208 213V214H207ZM210 213H211V215H210ZM219 213V214H218ZM234 213H236V214H234ZM246 213V214H245ZM253 213V214H252ZM68 214V215H67ZM69 214H71V215H69ZM75 214V215H74ZM205 214V215H204ZM218 214V215H217ZM227 214L229 215V216H227ZM241 216L242 215V219L239 217V215ZM255 214V215H254ZM65 215V216H64ZM74 215V216H73ZM221 215V216H220ZM237 215V216H236ZM244 215V216H243ZM247 215V216H246ZM251 215V216H250ZM68 216H70V217H68ZM208 216V217H207ZM255 216V217H254ZM261 216V217H260ZM72 217H71V219L69 220L71 223H69V224H73V220H74V218L72 219ZM212 217H214V218H212ZM231 217V218H230ZM253 217V218H252ZM259 217V218H258ZM209 220H208V219ZM215 218H216V221H215ZM220 218V219H219ZM226 218V219H225ZM228 218V219H227ZM245 218V219H244ZM253 220H252V219ZM66 219V220H65ZM236 219H238L237 221H236ZM246 219H247V221H246ZM250 219V220H249ZM207 220V221H206ZM232 220H234V221H232ZM239 220H240V222H239ZM245 220V221H244ZM261 220V221H260ZM68 221V222H69ZM215 221V222H214ZM226 221V222H225ZM230 222V223H228V222ZM244 222L245 224H243L242 222ZM250 221V223H248ZM68 222L67 223H65V227H64V224H63V227L64 228H66V224H68ZM225 222V223H224ZM232 222H233V224H232ZM236 222V223H235ZM258 222V223H257ZM260 222V223H259ZM261 222H263V223H261ZM109 223V222H108ZM107 223V224H108ZM207 223V224H206ZM238 223V225H236ZM241 223V224H240ZM252 223V224H251ZM68 224V225H69ZM106 224V225H107ZM146 225L145 226H147V227H149L150 228V226H152V225H150V223H145ZM211 224V225H210ZM212 224H213V226H212ZM215 224V225H214ZM228 224V225H227ZM242 224L244 225L243 226V229H242ZM247 224V225H246ZM256 224V225H255ZM262 224V225H261ZM111 224H109V226H110ZM149 225V226H148ZM235 225V226H234ZM250 227H249V226ZM70 227L72 226V225H69ZM138 226H140V225H138ZM138 226L136 225V227H137V229H136V227L134 228L133 227V229L131 230V231H129V233L130 234H128V235H131L132 234V239L134 238V240L132 241V239L130 240V236H128L127 235V238H126V235L124 234V235H122L121 237H119V236H117V237H114V238H112V240L110 239L109 241H107V245H110V247H112V248H115L117 245H120V247L123 245V244H125V245H123L121 248L124 250H122L121 251V248L119 247V249H120V252L121 253H124L125 255L127 254V255H129V256H131L130 257V259L132 260V258H133V260L134 261H136V260H138V257L139 258H141L142 260H144L143 262H141L142 260H140L139 259V261L141 262H137L136 264H169V262H172V260L171 261H169L168 262V260L169 259H167V258H165V259H167L166 261H164V259L162 258L161 260H159L160 258H158L156 255H154L153 254V251L151 250H148L147 248H149V246H150V248H152V246L151 245H153L151 242H156L155 240H157V242L156 243H158V242H161L162 240H164L163 239V235H164V232L163 231H161V232H163V234L160 232V231H158V230H156V231H158V233L157 232H155V233H157V234H154V233H152V231L154 230L155 231V228L153 229L152 227L150 228V233L147 231V230H149V229H143V227H142V229H140L141 228V226L139 227V229H138ZM145 226H144V228H145ZM219 226V227H218ZM221 226V227H220ZM239 226H241V227H239ZM246 226V228H247V230L244 228ZM254 226H255V228H254ZM258 226V228H260V226L262 227V228H260L262 231H259L256 227ZM107 227H108V225H107ZM211 227V228H210ZM229 227V228H228ZM238 227L241 229H238ZM68 228V227H67ZM104 228H105V226H104ZM226 228V229H225ZM106 229V228H105ZM135 229V230H134ZM152 229V230H151ZM248 229H251V231L252 230H254V232H250V230L248 231ZM143 230H145V231H147L148 232V234H147V232L145 233V231L144 232H142V234H140L141 233V231ZM230 230V231H229ZM243 230V231H242ZM135 231V232H134ZM138 231V232H137ZM153 231V232H154ZM245 231V232H244ZM249 232V233H246V232ZM255 231H257V232H255ZM93 232H96V234H94ZM92 233L95 235H93L92 237H93V241L95 240V241H97V244H98V242H99V245H97V246H100V245H105L106 243H105V241L103 240L104 238H103V236H100V234L101 235H103V232L102 233H100V231H96V230H94ZM98 232H99V234H98ZM134 232V233H133ZM137 232V233H136ZM226 232V233H225ZM242 232H243V234H242ZM137 235H136V234ZM145 233V234H144ZM152 233V234H151ZM221 235H220V234ZM255 233V234H254ZM259 233V234H258ZM98 234V236H100V237H96V235ZM149 234H151V235H153L154 236V240L153 241H150L151 240V235H149ZM160 236H159V235ZM226 234V235H225ZM236 234H238V235H236ZM246 234V235H245ZM248 234V235H247ZM262 234V235H261ZM143 235H144V237H143ZM149 235V236H148ZM162 235V236H161ZM167 234L165 233V235L164 236H166ZM232 235V236H231ZM235 235V236H234ZM244 235H245V237H244ZM123 236L125 237L123 240L121 239V238H123ZM135 236V237H134ZM139 236V237H138ZM142 236V237H141ZM152 236V237H153ZM228 236H230V237H228ZM250 236V237H249ZM259 238H258V237ZM261 236V237H260ZM96 237V238H95ZM150 237V238H149ZM160 237H162L161 239V241H160ZM167 237H168V235H167ZM236 237V238H235ZM238 237V238H237ZM99 238H103V239H99ZM117 238L120 240V243L118 242L119 240H117ZM144 238H146V239H144ZM147 238H148V240H147ZM164 238H166V237H164ZM245 238V239H244ZM258 238V239H257ZM261 238V239H260ZM97 239V240H96ZM125 239H128V240H125ZM138 239V240H137ZM142 239V240H141ZM150 239V240H149ZM167 239H169V241L171 240L170 238H167ZM215 239V240H216ZM234 239V240H233ZM237 239V240H236ZM252 239V240H251ZM256 239V240H255ZM101 240V241H100ZM104 241V243H102L103 241ZM113 240H114V242H116L117 241V243L115 244L114 242H113ZM143 240H144V243H143ZM254 240V241H253ZM95 241H94V243H95ZM112 241V243H114L115 244V246H114V244H113V246H112V243H109V242H111ZM123 241V242H122ZM130 241H131V244H129L130 243ZM135 241V242H134ZM146 241H148V243H151L149 246H148V243L146 244ZM168 241V240H167ZM241 241H242V243H241ZM123 244H122V243ZM124 242H129L128 244H126V243H124ZM173 241L171 240L170 241V243H171V245H175L174 243H172ZM229 242H231V243H229ZM251 242V243H250ZM257 242V243H256ZM263 243V245H261L262 243ZM101 243V244H100ZM134 243V244H133ZM141 243V244H140ZM142 243L145 245H142ZM163 245L165 244V243H163V241L161 242ZM236 243H238L239 244V246H241V248L238 246V244L236 245ZM244 243V244H243ZM259 243V244H258ZM155 244V243H154ZM159 244L160 243H158V245H156L155 244V246L157 247V246H159ZM162 244H160V246L162 245ZM232 244H234V245H232ZM254 244V245H253ZM96 245V244H95ZM94 244H93V248H94V246H95ZM133 246V248H132V246ZM137 245H138V247L140 246V247H142L143 249H141L140 248V250L141 251H150V254H147L148 255V257L150 258V256L152 257L153 255H154V257H152V258H150V259H152L153 261V263L150 261V259H149V261H148V257L145 255L146 253L145 252H141L142 254H143V256H140L139 254L138 255H134V251H135V247H137ZM246 245V246H245ZM251 245V246H250ZM97 246H95V248L97 247ZM129 246V247H128ZM155 246H153V248H155V249H157ZM165 247H166V245H164ZM244 246V247H243ZM263 246V247H262ZM105 247L106 248H108V250L109 249H112V248H110V247H107L106 245H105ZM117 247V248H118ZM145 247H147L146 248V250H145ZM163 246H161V247H159V251L161 252V249H163L162 248ZM171 248H175V246H170ZM94 248V249H95ZM98 248V247H97ZM105 248V251L107 250ZM152 248V249H153ZM168 248V247H167ZM119 249H114V250H117V252L116 251H114L113 252V250L112 251H110L109 250V252H113L112 254L111 253H108V252H106V254L107 255H109V254H111V255H109V257H110V260H112V261H110L109 260V257H108V261H110L109 263H111L112 262V264L113 263H115L116 262V264H120V262H122L123 261V259L122 258H124V256L122 255V258L120 257V252L118 253V250ZM129 249H131V250H129ZM155 249H154V251H155ZM96 250V249H95ZM164 250V249H163ZM244 250V249H243ZM127 251V252H126ZM131 253V255H130V253ZM132 251V252H131ZM116 252V253H115ZM139 252V253H140ZM117 253L119 254V255H117ZM129 253V254H128ZM147 253H149V252H147ZM159 253V252H158ZM113 254H115V255H113ZM153 254V255H152ZM156 254H157V251H156ZM113 255V256H112ZM157 255H159V254H157ZM112 256V257H111ZM119 256L120 257V259H118L117 257ZM138 256V257H137ZM156 256V257H155ZM113 257L114 258H117L118 259V263H117V259H115V261L113 262ZM137 257V258H136ZM160 257V256H159ZM136 258V259H135ZM143 258H147V262L145 261V259H143ZM154 258H158V260L156 259V261H155V259ZM130 259H129V261H127L126 263H124V261L121 263V264H134V261H130ZM172 259V258H171ZM174 259V258H173ZM122 260V261H121ZM175 260V259H174ZM173 260V261H174ZM158 261V262H157ZM162 261H164V262H162ZM130 262H133V263H130ZM146 262V263H145ZM149 262V263H148ZM155 262H157V263H155ZM162 262V263H161ZM173 263V262H172ZM106 264V263H105ZM108 264V263H107ZM174 264V263H173ZM175 264H179V261L177 262V259H176V261H175ZM198 264H201V263H198Z\"/></svg>",
	"mask_w": 264,
	"mask_h": 264
}]
</instances>
